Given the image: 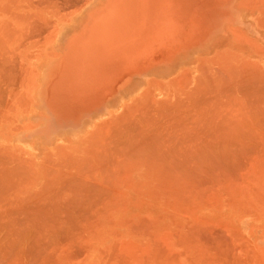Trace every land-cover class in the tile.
<instances>
[{
    "label": "rangeland",
    "instance_id": "374dc122",
    "mask_svg": "<svg viewBox=\"0 0 264 264\" xmlns=\"http://www.w3.org/2000/svg\"><path fill=\"white\" fill-rule=\"evenodd\" d=\"M29 1H30V3H29ZM42 1L43 0H39V1H37V0H18V9H17V16H18L17 17V19H18V29H17V31L18 32H17V34L20 35V36L17 35L18 36V40L19 41L24 40L26 42L29 40L28 42L33 41L35 43H38V45H35L32 48L33 49V57H32L33 58V63L30 64V66H28L29 64L27 65L25 62L20 61L21 59H23L25 57L26 47H18L17 48L18 49L17 50L18 59L20 61V62H17V63H18V65L20 67L17 64H15V63L14 64L19 67V68L17 67V70L20 69V72H21L22 71L21 69L24 68L23 71L25 72L24 74L23 73L20 74V72H19L20 76L21 77H24V78H20L21 81H20V79L16 80V81H19V84H18V87L17 88H19V89L28 88V87H30V88H40V87H43V86L44 87H50V88H70V87H72V88L90 89V90H84L82 92H84V93H93L94 91H91V90L93 88H96V87H104L106 89H112L113 92H115L117 90V88H131L129 84L132 83V87L134 85L139 84V86L141 88V91L137 92L135 94V96H133V99L131 100L130 105L128 107H126L123 110H120V112H118V114H116V116L114 117V120L109 123V127L107 126V127L103 128V130H101L91 140V143H92V145H91V147H92L91 148V153L92 154H90L89 157L86 158L87 160L84 159V160H80V161L79 160L78 161H75V160H73V158H68V154H67V155H65V158L62 159L61 161L51 160V162H50L51 163L50 164V167H51L50 169L51 170H54V171L52 172L50 170L51 176L49 174V179L51 181L49 180V186H52L51 184H53V186H70L71 183H73V182L75 183V181L77 179L79 181V178H81L86 183H87V181H88V183H90L89 182V175L90 174H88L86 172H89L92 169H93V171H96V173L95 174H91V176L94 175V180H91V181L95 182V179L97 178L96 181L98 183L97 182H95L94 184L91 183V185L92 186L93 185L96 186V184H97L98 186H100V184H102V183L104 184L102 178H104V176L106 175V174H104V172H105L104 170L105 169H102V168L100 169V167H102V164H104V162H105V164L103 165V167H105V166H108L109 167L110 163L113 162L115 164V163L119 162V160H121V159L123 160V158L125 157L124 159H126V160H124V162L122 160L119 162V163L122 162L121 165L123 164V168H121V170L123 169L122 171L120 170V168H118L119 172L121 171V173H122L121 174V173L118 172L119 174H121V178L119 177L120 175L117 173V175H119L117 179L120 178L121 180L120 179L119 180H117V179L115 180L116 173H114V171H113V169L116 168L120 164H118V163H117L118 165L115 164V165H117L116 167H115V165L113 163H112V165H110V166H113L114 167L113 169L111 167L109 168V170L112 169V173H114V177H113V175H112L113 178L111 177L113 179V181H112V183H113V190H114L113 193L116 192V194H118L119 193L118 191H120V193L118 194L117 199H115L117 195L115 196V194H114L115 201L113 200L114 202H113V207L112 208L110 207V208L107 209V202L108 201H107V199H104L103 200V205L104 206L102 205L101 206V209L99 208V211L101 212V210H102L104 212V214H101L99 211H95L94 208H92L93 209L92 210L89 207V203L90 202H91L90 203V206H92V204H94L92 202L93 201L92 199L91 200L89 199L90 202L87 200V202H84V203H82L80 205V206H84V204L86 203L85 204V207H82L81 208L78 205L81 208L80 211H79V208H78L77 205H75L76 207L74 206V208H75L74 210L75 211L73 210V207L72 206L75 204V201L73 202V199L71 200L70 197H68V198L67 197H64V198H62V201H61V198H60V200L57 199L58 197H56V198L53 197L54 201H53L52 197H50L51 199L49 200L50 207H51V208L49 207V211L51 212L52 209H54L55 211L52 210L53 213H50L49 214L51 216V218L49 217V215H48V217L46 216V218H49V219H47L49 221V223H48L49 226L48 227L49 228L51 227V228H50V232L47 230V233H45V234L53 235L52 232L55 231L54 232V235L55 234L57 235V232H58V229L57 228H59L60 225H61V227L64 226L66 229H68L67 226L69 227L70 226L69 224H75L74 222H76L75 225H77V223L80 225V223H79L80 220L81 219L82 220L84 219L83 220L84 222L81 221L82 222V224H81L82 225V227H81L82 229L80 228L81 231L84 232V230H85L86 232H90L92 235L98 234L99 235L98 236V239H94V238H92V239H89V238L88 239L87 238H75V239H73V238H71L72 241H74V240L77 241L76 243L74 242L77 245H75V247L73 246V248H72L71 245H68V243L69 244L72 243V241L69 240L70 238L68 240L67 239H63V238H61V239L60 238H57L58 240L60 239L59 240V244L57 246V247H60V249L58 248L59 249L58 252H56L58 250L56 248V245H57L58 241L56 240L55 237H49L50 238V242H49V240L47 241V242H49V247L48 248H47L48 243L45 242V240L49 239L48 237H47V239L45 238V240H42V238H41V241L39 243L42 246H44V245L46 246L45 253L47 252L49 254L50 252L53 253V251H49V250H51L52 244L56 240V245L53 244V248H56V250L55 249H53V250H54V252H56L55 258L57 260H55V262H57V264H82V263L83 264H87L91 259H97V262H98L97 264H118V263H121V264H138L140 262L139 261V258L142 261H143V258H145L146 259V262H148V261L149 262H153V260H156V259H157L156 260L157 262H160L162 259H164V260L165 259H168V256H166V255L159 256V254H158V256H157V255L154 254L155 251H158L161 248L168 247L169 243H168V240H164V239H161L159 237H155L154 238V235H153L154 230L152 228V225L150 226V224L154 223V226L158 227L157 228L158 231H161L162 230L161 223L166 221V218H161L160 219V215L162 213V208L164 210L166 209L164 214H165V217L168 218V216H169V210H170V204H171V194H172V193H170L171 192V188H173V192H176V190H174L176 187L175 186H170V184H168V182L170 183L171 180L172 181L175 180V178H176L175 174L177 173V171L179 170V168L178 167L177 168L175 167L176 168L175 169L176 170V173H175V171H172V172L171 171H169V172L164 171L165 173L163 174V170L162 169H165V168L161 167L160 162L158 164H156V165H159L160 166V167L157 166L158 169L155 168L154 165H151L152 167H149L148 166V167L145 168L143 166L144 165V162L142 163L143 164L142 165L143 167L140 166L142 161L141 160H140L141 162L139 161L138 156L141 155V158H143L142 154L144 153V151L143 152H141V151L138 152L137 151L139 154L135 151L137 153V155H136L137 158H135L134 156L131 158V155H135L136 153L135 154H133L134 152L133 153H130L131 155L129 157L128 156L129 153L127 154V152H132V151H130L131 148H133L132 141L135 140V139L136 140L138 139V137L140 136V134L138 133L139 131L141 132L143 130V132H145V130H144L145 127L144 126H148V124L146 125V123L148 121H150V120L153 119L149 123H151V122H154L155 123V120L156 119H157L156 120L157 122L162 119L160 122H162V123L167 122L168 119H169L168 116H170V117H171V115L174 116V114L176 113V111H177V117H178V119H176V114H175L174 118L173 117H171V118H173V120L176 119V121L179 122V123L182 122V121H184L181 124H186V125L188 124V126H186V125H183L182 126V130L184 128L183 134L184 133H187L189 131L188 132L189 133V136L187 135L190 138V139L188 138L189 141L187 140V143L189 142L188 145L190 144V142H192V141H190L191 138L194 140V138L196 137L193 134H195V131H197V130L194 129L195 130L194 131L193 128L197 125V124L195 125V123L196 122L198 123V121L202 119V116L205 117V115L207 114V116L205 118H203V120L206 119V118L208 119V117L210 119V115L211 116L212 115L215 116L214 113H216L217 112V109H218V114L220 116L222 114V116H221L222 119H221V117L218 114H216L217 117L215 116V118H214V119H216V121H217V119H220L222 122H223V119L226 121V119L228 118L227 117V113H228V116L234 118L233 115H236V113L233 112L234 110L232 111L231 109H227L224 106L226 103H227L226 106H228L229 103L230 104H233L232 102H234V104H233L234 106H237V108L235 110L238 111V108H240V110H239L240 112H238V113H241L242 114L243 111H241V110H243V107L241 108V103L239 105L238 102H240V101L242 102L245 99V97L242 96V98H244V99L239 100L240 99L239 97H241V95H242V94H240V96L238 95V100L237 99L234 100L235 98L233 100H231L232 99V94H231L230 95L231 96V99L230 100L229 99L227 100V97L226 96H228V94L227 95H222L221 93H223V92H221L220 90H222V88H224V91H225L226 87L228 89V85L231 84V82H229L230 81L229 79H231V77L229 78V77H225L223 75H225V74H226V76L233 75V72L232 71H229V70L226 71V69L228 67L235 66V62H237V61H233V60H237L238 58L242 59L244 62L248 61V62L255 63V64L256 63L257 64L260 63V60H259L257 54H253L251 52V50L244 45V42H245L244 40L245 39L241 38V37H243V35L241 37H238V36L241 34V32H243V33L246 34V37H248V39L253 40L255 43H257L261 47H264V33L260 32V30L258 29V28H260L261 30H263L262 28H264V27L261 28L260 25L258 26V28L255 27V26H257L256 25L257 21H260V19L262 17L261 14H259V12L260 11H264V5L262 4V1L259 2L258 0L257 1L259 2V4L256 3L257 2L256 0H255L256 2H253V0H88V1H90L89 3H88V1H85V0H81V1H79V0H75L74 1L73 0L71 2L69 0H67L68 2H66V0L65 1L64 0H61L60 1L59 0V2H60L61 5L60 4L59 5H56V7L57 6L58 7L55 8V10H54V6L55 5L53 7H51L52 6L51 3H53V1L55 3L56 0H52V1H50V0H47V1L44 0L43 3L46 2V4H47V6H46V4H44L45 6H43L44 8L47 7L45 9L44 8H41L42 7L41 5H43ZM63 1L66 2V3H68V4L70 3V5L66 4V6H65V4H64ZM33 2H34V6H33ZM59 2H57L55 4H58ZM61 2L63 3V5H62ZM38 3H39V5H38ZM40 3H42V4H40ZM72 3H74V4H72ZM249 3H253V4L250 5ZM254 3H255V6H253ZM248 4H249V6H248ZM77 5H78V7H77ZM38 6H39V8H38ZM49 6L51 8H48ZM59 6H62L63 7L62 8L63 10ZM75 6L77 8H75ZM27 11H28V14H27ZM59 11H61V12H59ZM48 12H50V13H48ZM29 13L30 14L33 13L35 15V16H33V14H31L32 15L31 18L33 20H38L39 21L40 18L47 19L46 21L49 20L48 22H50V23H48V28L49 29H48V33L47 34L51 33V35L53 34L52 36H55L56 29L58 30L59 28H62L63 29V32L61 31V34H59V38L61 37L65 41V46L64 47H53L52 45L50 46V44L55 43L54 39H51L52 38L51 35L49 36V37H51L50 38L51 40L50 39L49 40L48 39H44V41H43V38L45 37V34H46L47 31L45 33H44V31H41V34H44L43 37H41L42 39L39 38V36L37 38V36L35 35V34H38L37 33L38 31L37 32L35 31L36 33L34 32L35 34L34 33L32 34L33 36L35 35L33 38L31 37L32 40L30 38L28 39L27 37L29 36V33L31 32V30L29 31V29H30L29 28L30 23L32 24V22H35V21H32V19L28 16ZM58 13H60V14H58ZM72 13H74V14H72ZM19 14H20V16L23 15L21 17L23 19L20 18L21 20H19ZM25 16H27V18H30L31 21L29 22V20H24V18L26 19ZM38 16L40 18H38ZM33 17L34 18L37 17L38 19L37 18L34 19ZM42 19L39 21L40 24H42L41 22H44V21H42ZM27 21L29 22V25H27V23H26ZM55 21H56V23H55ZM36 23H37V21L35 22V25H36ZM38 24L39 23H37V25ZM43 24H46V23H43ZM50 26L53 27V30L54 31L51 30L52 27H50ZM24 27L29 28L27 30L25 29L27 31V33L25 32L26 35H27L26 37H24L25 34L23 36V33H22L23 32L22 29ZM39 27H38V29H40ZM42 27L47 28L45 25L44 26H41V28ZM31 29H32V27H31ZM234 29L237 30V31L239 30L240 31L239 33L240 34L239 33H235V30ZM41 30H43V29H41ZM52 31H53V33H52ZM54 32H55V34H54ZM21 33H22V35H21ZM234 33L237 34V38L238 39L236 38V36H234ZM39 35H40V33H39ZM22 37L27 38V39L25 40ZM45 38H47V36ZM55 40H57V39L55 38ZM38 41H40V42H38ZM42 41H43V43H42ZM40 46H42V47L40 48ZM1 50H2V54H4V52H3L4 48H1ZM58 50H60V51H58ZM40 51H42V52H40ZM46 55L47 56L48 55H51L50 57H48V59H51L49 62H46V61L43 62L42 61L45 58L47 59V56ZM207 60H210L212 62L209 63ZM19 63H21V64H19ZM14 64H12V66ZM2 65H4V67H6V68H8L10 66L9 63H5V64H2ZM261 65L264 66V63L261 64ZM21 66H24V67L21 68ZM13 67H15V66H13ZM195 67H196V71L194 69ZM42 68H43V72H44L43 76H44L45 82L42 84V86L36 87L37 86V83L39 81V74H38L39 72L38 71L40 69H42ZM217 68L219 69V71H221V73L217 72V70H218ZM192 69H194L195 73H193L191 76H189L188 79H187V77H184V72H187L188 70L190 71ZM212 70H213V72H212ZM27 71H28L29 74L27 73ZM47 71H49V74H50L49 78L46 77L47 74H48ZM97 72H102V74L105 73V75L107 77H105V78L89 77L90 75H96ZM16 73L12 74L13 75L12 77H15L17 79V76L19 78V74L17 76H15ZM0 74H7V72L6 71H4V72L2 71ZM24 75L26 76V79L27 80L25 79V76ZM98 75H101V74H98ZM12 77L11 78H8V81L10 79L11 80H14ZM177 77H179L180 79L177 78ZM209 77L212 78V79L210 78L211 81H212L211 83H210V81H208V80H210ZM223 77L226 78L224 80H226L228 83L223 80ZM4 78L3 77L0 78V79H2L1 81H5ZM30 78L32 79V81L30 80ZM23 79H24V82L23 83L25 85L22 84ZM28 79H29V81H28ZM174 79H176V80H174ZM178 79H179V81H178ZM27 81L29 83H27ZM172 81H174V82H172ZM223 81H224V84L221 85ZM10 82H12V81H10ZM1 83L2 82H0V84ZM226 83H227V85H225ZM8 84H7V80H6V84H1L2 86L1 85L0 86H1V88H3V85L4 86L7 85V86H5L6 87L5 89L16 87V86H14L15 83L13 85L12 83H9L8 82ZM11 84H12V87H11ZM158 84H160L162 86L163 85L165 86L164 91L163 90L160 91L161 93H159V91H156V88H157V85ZM210 84H212V85H210ZM32 86H34V87H32ZM199 89H201L203 91V92L202 91L201 92L204 93V94L200 95L201 92H200ZM197 90L200 92L199 94H197L198 93ZM205 92H207L209 95L211 94V96H209ZM211 92L213 93V95H212ZM215 92H218V94H220V95L216 94ZM223 94H225V92ZM205 95H208L209 97L208 96L206 97ZM217 95H218V97H217ZM115 96L116 95H114V97ZM221 96L222 97L224 96L225 98L223 97V99H222ZM197 97H198V99H195ZM216 97H217V101L220 102L221 104H223V106L221 104H219V103L217 104V101H216V104L217 105H220V109H219V106L214 107L216 104L214 102L215 100L212 101V98L213 99H216ZM193 98L195 100H199V98H200V100H201V101L199 100L198 103H197V101H196V103H194L195 104V107L193 106V102H195V100ZM201 98H204V100L206 99L207 102L211 100V102L214 103V104H211V102H210V105H209V103L207 104ZM199 102H202V103H199ZM205 103L208 106H206ZM235 103L237 105H235ZM186 104H187V106H189V108L186 106ZM198 104H200V105H198ZM202 104H204L203 106L206 109L203 106H201ZM161 105H163V106H161ZM179 105H180V107H179ZM212 105H214V106H212ZM151 106H152V108H151ZM191 106H192V109L190 111ZM163 107L166 108V110L163 109ZM174 107L176 109L178 107L179 109L175 110ZM208 107H210L211 109H209ZM229 107H231V105ZM169 108H171V109H169ZM245 108H246V106H244V109ZM138 109H139V113L142 112V114H144L145 116L144 115L141 116L142 114L141 113L140 114L138 113ZM151 109H153V110H151ZM167 109H168V111H167ZM223 109H225L226 111L223 110ZM204 110H205V112H204ZM207 110H208V112H206ZM212 110L214 112H212ZM228 110H231V111L230 112H227ZM248 110H250V109H248ZM248 110H246L247 113L250 112V111H253V112L255 111V110H250V111H248ZM159 111H163L164 113L161 112V113H163V115L168 114V115H166L168 117V119H167L166 116H164L165 118H162L163 116H161V119H160L159 116L161 114H160ZM166 111H167V113H166ZM219 111L221 112V114H220ZM146 112H148L147 113V116L149 115L148 117H146ZM180 112L184 116L185 119L183 118V116L181 114H178ZM231 112H232V114H230ZM253 112H250V114H252ZM10 113H11L10 111H7V114H6L7 115V120L9 119L8 116L10 115ZM225 113H226V116H225ZM256 113L258 114V112H255V114L253 113L254 115L252 114V116H255V119H253L254 117L252 118V120L250 119L252 121V124L253 123L254 124L256 123L255 125H252L253 127H251V124H250L251 121L248 120L246 117H245V119L248 120L247 121L248 124H246V123L244 124L243 123V122H246L245 119H244L245 121H243V122L240 121V122L242 124V128L244 126H247L248 125L247 128L245 127L246 130H249V128H248L249 126H250L251 129L253 128L252 130H250L252 132L249 131V133H248V131L247 132L245 131L247 133L246 135L249 134V136H250L253 133L255 127H256L257 128L256 131L259 130L260 131L259 134L261 135V133H262L263 134L262 137H264V131L262 130V129H264L263 128L264 124H263V126H261L262 129H260L259 126H256L257 125V120L259 122L261 121V119H259V118L256 119L257 118L256 117V115H257ZM3 114H4V112H3ZM127 114L129 115V119H128V115ZM136 115L138 116V118L140 116H141V118H144L145 117L144 118V121H147L146 123L144 122L145 125L143 127H141L142 129H140L139 125H137V126L136 125H132V124H137L138 121H139L138 118L136 119V117H137ZM194 115H196V116L193 117ZM223 115L225 117H227V118L225 119V117H223ZM187 116H188V118L186 119ZM239 116H240V114H239ZM239 116H237L238 119L241 118V117L239 118ZM241 116H244V115H241ZM252 116H249L248 115L247 117H250L251 118ZM189 117H190V119H192V117L194 119H192L190 121ZM230 117L228 118V120L232 119ZM141 118H139V119H141ZM126 119H128L127 120L128 122H126ZM133 119H135V120H133ZM163 119H164V122H163ZM195 119H198V120L195 121ZM141 120L143 121V119H141ZM169 120H171L170 122L175 123V121H173L172 119H169ZM178 120H180V121H178ZM210 120H213V119H210ZM240 120H243V118H241ZM121 121H122V124H121ZM123 122H125V123H123ZM227 122L230 123L232 121L231 120L230 121H226V123ZM240 122L237 123L235 121L234 124L233 123L232 124L233 125H237V126L239 125L237 129H241V128H239L240 125H241ZM261 122H263V121H261ZM129 123L131 124V126L128 125L129 128L131 127L130 129L127 126V124H129ZM139 123L142 124L143 122L139 121ZM199 123H200V121H199ZM243 124H244V126H243ZM189 125H191L192 127H190ZM233 125H232V127H235L236 128V126H233ZM118 126H120V127H118ZM136 127H137V130H139V131L136 130ZM205 127H199V128L197 127L196 129H198V131H199V129L202 130V128L205 129ZM110 128L116 129V131L110 130ZM174 128H172V129H174ZM235 128H233L234 131H239V132L242 131V130H235ZM104 129H108L107 130L108 133H105L106 131ZM132 129H133V133L131 132ZM149 129H150V131L154 129L155 130V133H157L155 128L152 129L151 126H150ZM149 129H148V127H146V130H148V132H147L148 135H149ZM164 129H167L165 131L167 133V136H171L172 135V129L170 130L168 127L167 128H164ZM176 129H179V128H176ZM245 129H243V131ZM157 130H159V128ZM160 130H161V128H160ZM179 130H180L179 132H181V134H182L181 129H179ZM190 130L192 131L191 133H190ZM111 131H113L114 133L111 132ZM125 131L126 132L128 131L127 135H126ZM129 131H130V133H129ZM135 131H137V133H134ZM115 132L117 134L120 133L119 134L120 136H118ZM143 132H141V134ZM175 132H173V133H175ZM161 133H164V130L163 129H162V132ZM176 133H178V131ZM236 133H238V132H236ZM105 134H108V135L106 136ZM110 134H111L112 137L113 136H116V135L117 136L115 138L114 137L113 138H110ZM128 134H130L131 136H128ZM132 134L133 135L136 134V137L137 138L134 137ZM137 134H139V136ZM147 134L143 133V135H145V136ZM153 134H154V132H153ZM159 134H157V136H159ZM168 134H170V135H168ZM181 134H180V136H181ZM253 134L250 136L251 137L250 140H252L253 137L255 138V136L257 135L256 132H254ZM104 135L106 137H108V138L105 139L106 137ZM161 135L164 136L165 134H160V136ZM184 135H186V134H184ZM258 135L256 137L259 138ZM97 136H99V137H97ZM127 136H128V138H127ZM157 136L156 137L155 136H152V137H155V139H157V138H159ZM147 137L152 138L151 135L150 136H147ZM173 137H176V136L173 135ZM181 137H179L180 140H181ZM184 137H182V138H184ZM102 138H104V140ZM125 138H126V142L129 143L131 141L129 143L130 149H129L128 146H126L128 143L126 144ZM163 138H166V137H163ZM241 138H242V136H241ZM246 138L247 137H243V139H245V140H243V142H247V140H248V142L246 144L247 145L249 144L248 146H251V148L253 147L252 145H254V147H256V148L253 147L254 148V149L252 148L253 151L259 149V150H257V152L256 151L255 152H252L251 151V153H253V154L256 153L255 155L258 156L259 158L255 157V155H253V154H250L249 153L250 150L248 149L249 150V152H248L249 156L250 155H253V157H251L253 159V161H252V159H251V161H249V163L247 161L248 167H247V164H246V167H244L243 169L242 168H239L240 167L239 166L238 169L239 170L242 169V171H240V173H238L239 171L238 172H235L234 171L235 172L234 174L235 175L237 174L240 177L239 181L242 180L241 177L243 175H245V177H242L243 179H245L247 175H252V177H250V178L248 177L249 180H248V178H247V180H245V181H247L248 184L245 183V181H242V182L241 181L240 182L238 181L237 182V181H233V180L230 181V183H229L228 180L230 178H232V176H233L234 179L236 177H238L237 175L235 176L233 174V172H232L230 174V175H232L231 177L229 175H227V177L228 176L230 177V178L228 177L229 179H227V182L229 183V185L232 182H236L237 184L240 183L239 186L236 183H235L236 185L232 184V185H234L233 188L236 186L234 188V190L236 188H238V190H236V192L235 191L233 192V190L231 191V190L228 189L229 188V186H227L228 183L226 185H224L227 188V189L224 188V190H222V189L219 190L220 189L219 188L220 186L218 187V186H216V184H214L215 185L214 186V188H215L214 191H216V192H214L212 190V188H213L212 186H213V182H214L213 180H212L213 182H212V186H211L212 188H210V187L208 188L206 186H204V187L201 186V188H203V190H201V193L199 192L200 186H197V187L196 186H193L197 190V191H195L196 192V195H195V192H194L195 188H193L192 186H183V188H184L183 191H184V195H185V196L184 195L183 196L186 198V194L189 193L188 196L190 195L189 196L190 202L192 203V201H193V203H194V204L193 203L192 204L190 203L188 205L187 210H185V216L187 215L188 218L194 220V218L197 217V211H198L199 207L202 204H207V202L211 204L214 201V202H216V204L212 203L213 205L220 206L222 204V206H220V207L217 208V207H215L213 205H212L213 207L210 205L211 207H209V210L211 211V213L214 214V215H218L220 217H223V216H226V217H225V221L221 220V221H217V222L216 221H212V222H214L215 224H218L219 227H223L224 231L229 232V231H233V226H232L231 222L229 221L230 220L229 219V213L231 211H233V208H236V210H237V207H238V209L241 210V211H244V209H245V211H247L249 209L250 211L252 210V213L255 214V215H264V185L262 183V180H263L262 179V176L264 175V155H262V153L264 154V152H262V153L260 152V150L264 148L263 147L264 145L262 146L260 144V143H262V144L264 143V142H261V141H264V139L263 138H259V139H261V141L259 140L260 141V143H259L258 140H257L258 138L256 140L254 139V141L252 140V142L249 140V138H247V139ZM113 139L114 140L116 139L115 142H118V143L116 144ZM129 139H130V141H129ZM140 139L142 140V138H140ZM143 139H146V138L143 137ZM106 140H111V141H108L109 142L108 143ZM117 140H119V141L121 140L123 143H121V142H119ZM138 140L136 141V143L134 141L133 144H137ZM195 141H196V139H195ZM255 141H256V143L258 142V144H259L258 145V148H257V144H255ZM96 142H98V143H96ZM104 142H105V144L102 145V143H104ZM112 142H114L116 144V146H114L115 144L113 143L114 144L113 145ZM142 142H143V140H142ZM145 142H147V144H151V143H148L147 140H145L144 143ZM150 142H151V140H150ZM139 143H141L140 140H139ZM179 143H181V142H179ZM184 143H185V141H184ZM187 143L184 144V146H186ZM214 143L215 144H218L217 142H214ZM251 143H253V144L251 145ZM97 144L99 146H97ZM110 144H112V146L114 147V149H116L118 147L117 150L110 149V146H111ZM119 144H120V147H122V145H123L122 148H124V146H126L124 148L125 150L128 147L127 152L125 151V153L127 154V156H125V153L123 154L124 157H123L122 154H121L122 156L119 154L120 151H121L120 150L121 148H119V146H118ZM147 144H145V145H147ZM183 144L181 146L182 148H183ZM193 144H190L189 146H191V145L193 146ZM219 144L221 146H223L221 143H219ZM219 144H218V147H221ZM230 144H233L234 145V143H230ZM108 145H110V146H108ZM137 145H140V144H137ZM179 145H181V144H179ZM211 145H213L214 147H217L213 143ZM235 145H237V144H235ZM135 146L136 145H134V147ZM194 146H195V144H194ZM201 146L202 145H200V147ZM243 146H246V145L243 144ZM259 146H261L263 148H261ZM107 147L110 149V151L111 150L112 151L113 150L115 151V153L114 152L112 153V155L115 156V157H113V160L111 159L112 162H109L110 159H108V160L105 159L104 160V158H97V156H96V154H98V153L101 152V149H102V152H105V149L104 148H107ZM113 147H111V148H113ZM141 147L142 146L140 145V148ZM136 148H138V147H136ZM118 149H119V151H118ZM178 149H180V148H177V150ZM186 150H188V149H186ZM194 150L197 151L196 148ZM123 151L124 150H122L121 152L123 153ZM179 152H180V150H179ZM182 152H180V153H182ZM213 152H211L212 155L213 154H216V152H214V153ZM184 153H186V155H187V152L186 151H184ZM195 153H197V155H198V152H195ZM116 154H117V156H116ZM190 154H191V151H190ZM118 155H119V157H118ZM144 155H145V153H144ZM245 155L247 156V154H245ZM181 156H182V154H181ZM211 156H210V158H211ZM261 156H262V161L259 160L261 158ZM117 157H118V159H116ZM127 158L131 160V163L132 164L129 162V160ZM144 158H143L144 160L147 159L146 157H144ZM189 158H190V155H189ZM212 158H213V156H212ZM246 158H248V160H250V157L247 156V157H245V159ZM255 158H256V161L257 162H255V160H254ZM97 160L99 161L98 164H97ZM148 160H150V159H148ZM206 160L204 161V163L205 162L207 163L208 160L207 161ZM239 160H240V162L242 161L241 158L238 159V161ZM106 161H108L109 163H107ZM126 161L128 162V164H126L127 163ZM191 161H189V162H191ZM195 161H197L198 163H200L198 161V157H197V159ZM195 161L194 162L192 161L193 164L194 163H197ZM243 161H244V159H243ZM100 162H102V163L100 164ZM150 162H153L152 159L150 160ZM167 162H169V160ZM244 162H246V161H244ZM251 162H253L254 164L251 163ZM79 163H80L81 167H83V168H81V170H84L83 171L84 173L81 171L82 172V175L79 174V172H80V169H79L80 166H79V168H78L79 171L76 172V175H73L72 173H74L76 170H78L77 169V166L79 165ZM84 163H86V164H84ZM256 163L260 164V165H258L259 168H255V166L258 167L256 165ZM261 163H262V165H261ZM53 164L54 165L55 164L56 165L57 164H61L62 166H60V170H59V165L58 166L55 165L56 166L55 167ZM124 164H125V166L128 165L127 167H129V168H127V167L124 168ZM121 165H120V167H122ZM195 165H197V164H195ZM249 165H251V167L253 165L254 166L251 168ZM190 166L192 167L193 165H190ZM243 166H245V164H243ZM68 167H69V169H68ZM85 167L87 169L88 168H90V169L88 171H86L87 169ZM247 168L250 171L252 170L253 173L252 172H249V170H247ZM143 169H146V171L148 173V177L146 179V184L137 186L136 183H134L135 182L134 181V177L136 176V173H138L140 170H143ZM209 169H211V172H212V170H214V168H209ZM187 170L189 171V169H187ZM195 170H199L200 172H202V169H200V168H197ZM218 170L221 173V175H222L223 172L225 173V171H228V169H227V170H225V171L222 172L221 170H224L222 168H218ZM218 170L216 171V174L219 173ZM106 171L108 172V170H106ZM259 171H261L262 173H259ZM101 172H103L104 175ZM110 172H108L107 176L108 175L111 176V173ZM206 172H207V170H206ZM209 172H210V170H209ZM213 172L215 173V170ZM241 172H242L243 175L241 174ZM246 172L249 173V174H246ZM255 172L257 174L259 173L260 175L261 174L262 175L261 176L260 175H257ZM170 173H172V174L175 173V174L171 175ZM183 173H184V171H183ZM228 173H230V171ZM52 174H54V175H52ZM78 174L81 175V177L77 176ZM177 174H179V173H177ZM185 174H186V172H185ZM187 174H188V172H187ZM219 174L217 176H220ZM226 174L227 173H225L223 175H226ZM84 175L86 176L85 178L82 177ZM139 175H137V178H142L143 175L142 174L140 176ZM157 175L158 176L160 175V176L158 177ZM188 175H190V174H188ZM9 176H11L12 178H10V177L8 178L6 175L5 176L2 175L1 178H2V180H4V181H2L4 183V186H13V185L14 186L15 185L17 186L18 184H20L22 182V180H20L21 182H18L17 183V181H19L17 179V177H18L17 175H14V177H13L10 174ZM67 176H69V177H67ZM70 176H72L73 179H75L76 177L77 178L75 179V181H73V179L71 180V177ZM110 176H108V177H106V179L105 178L104 179L107 180V178H108V180H109V177ZM171 176H174L175 178L174 177H171ZM194 176L199 177L198 176V173H197V175L194 174ZM213 176L214 175H210L209 178H211V179L213 178L215 181L218 182L219 177L216 176V178H218L216 180L214 178L215 176L214 177ZM4 177L5 178L7 177V178L4 179ZM58 177H59V179H58ZM62 177H64V178H62ZM65 177L68 178V180L66 182H65V180L67 178L65 179ZM170 177H171V180H170ZM206 177L207 176H205V178ZM220 177H222V176H220ZM253 177H254V179H253ZM60 178H62V179L60 180ZM91 178H93V176ZM194 178H196V177H194ZM225 178H226V176H225ZM225 178H224V176H223V178H220V180H222V181L224 180L223 182L221 181L222 184H225V182H226ZM7 179H8V181L5 183V180H7ZM12 179H14V180H12ZM20 179H22V178H20ZM82 180H80L79 183H81ZM114 180H115V182L118 181V183L116 184L114 182ZM191 180H194V179L192 178ZM205 180L206 179H204L202 181H205ZM9 181H10V183H9ZM11 181L12 182L15 181V182L12 183ZM23 181L25 183L23 182L22 184H20V186H28L26 184V180L23 179ZM60 181H63V183L65 182V184L63 185V183H62L61 185H59L60 184L59 183ZM78 181H76L75 186H77ZM107 181H105V182H107ZM248 181L253 186H250V184H249ZM260 181H261V183L259 184ZM67 182L69 184H67ZM193 182H195V181H193ZM207 182H208V185L211 184L210 183L211 181L209 182V180H207ZM207 182L205 184H207ZM11 183H12V185H11ZM86 183H84V186H86ZM109 183H111V182H109ZM241 183L242 184L245 183V184L242 185ZM8 184H10V185H8ZM105 184L107 186V183H105ZM202 184H203V182H202ZM219 185H221V184H219ZM101 186H103V185H101ZM103 187H105V186H103ZM177 187L180 190V187L181 186L180 187L177 186ZM205 187L207 188V190L210 189L208 193L211 192L210 194H208V193L206 194L207 196L211 195V196L208 197L209 199H207V200H205V198H207V197H205L206 196L205 195L206 191H204V189L206 190ZM252 187H253V189H252ZM190 188H191V190H189ZM120 189H123L124 191L123 190H120ZM192 189H194V190L192 191ZM225 189H226V192H225ZM141 190L142 191L144 190V191L142 192ZM240 190L242 192H240ZM185 191H187V193ZM191 191L194 192V193H191ZM203 191L205 193H203ZM223 191H224V193H223ZM229 191L231 192L230 195H229ZM139 192L141 193V195H139ZM197 192L200 193V195H199L200 197H198V194L199 193L197 194ZM239 192L242 193L243 195L240 194ZM165 193H167L168 195L165 194ZM51 194H52V192H51ZM175 194L176 193H174V195ZM226 194H228L229 196H231V194H233L231 196L232 198L229 197V196H227ZM201 195H203V196L205 195L204 196L205 198L204 197H201ZM216 195L219 197V200L218 201H216L218 199V197ZM201 198H203L204 200H202ZM215 198H217V199L215 200ZM220 198H221V200H220ZM68 199H70L71 202H69V203L66 202ZM121 199H123V200H121ZM174 199H175V196H174ZM232 199H234L235 201L234 200H233L234 202L231 201ZM240 199L242 201H240ZM55 200L56 201L58 200V201L56 202ZM130 200H132L133 202L141 200L142 202L144 201V204H150V205H152V207H155L157 209L158 213H156V215H154V218L150 217L151 220H154L155 219V221H150V219L146 215L145 211H142V210L140 211L139 209H135V208H132V207H129L128 208V204H129V201ZM154 200H160V205H161L162 208L159 207V205L157 204L158 202H154ZM187 200H188V197H187ZM249 200L250 201L252 200L253 202H252V206L248 208V206L250 205ZM50 201L51 202H54V204L53 203L51 204ZM219 201H220V205L218 204ZM225 201H227V202H225ZM230 201L234 205L232 203H230ZM12 202L13 203L15 202V203L13 205H10V206L0 207V213H2V211L5 210L3 212V214H2L4 216L5 215L4 213H6V215H9V213L12 215L16 211L15 214L17 216V213L19 214V210H20V212H23L22 209L25 207L24 208L25 209L24 213H21V214H24V216H25L26 215L25 214L26 209H28V206H26L27 202H25L23 199H17L16 201H12ZM72 202L74 204H72ZM76 202L78 203V201H76ZM237 202H238V204H237ZM24 203H26V204L24 205ZM60 203L61 204H64L63 206L66 205L65 206L66 209ZM100 203L102 204L101 201H100ZM40 204H41V202H40ZM70 204L72 205L71 206L72 209L68 206ZM229 204H231L232 206H229ZM16 205H17V207H15ZM21 205H23V206L21 207ZM57 205L59 206V208H58ZM191 205H192V209L189 208V207H191ZM245 205H248V206L246 207ZM110 206H111V201H110ZM226 206H228V207H226ZM233 206H235V207H233ZM240 206H241V209H240ZM67 207H68V209L70 208L71 210H67ZM5 208H7L9 210H7ZM14 208L15 209L17 208V209L15 210ZM18 208H19V210H18ZM63 208H64V210H63ZM89 208H90V210H88ZM56 209H57V211H56ZM83 209H85V211H82ZM114 209H118V210H121V211L126 209L125 211H123V213H122L123 215L121 214L118 217V221H119L118 223H120V225L122 223L124 224V222L127 221V220H125V216L129 213V211H131V209L137 211V213L133 217H136L137 215H141V217L143 219L145 218L144 219L145 221H147V220L149 221V222H147V224H146L145 221H144L145 224H143L144 222L142 224H140L143 221V219H140L141 222H137V223L131 222L130 223V226H128V229L127 228H124V230L128 233L127 230H131V227L137 228L138 227L137 225H139V227H138L139 229L141 227H145V225H148V227L150 226L151 228H147V226H146L145 228H147V229L143 228L141 230H139L137 228L139 231L134 230L133 228L131 230L135 234L140 233V234H143V235L145 234L146 236L147 235L148 236L152 235V236H150V238L147 236V240H145V243H146L145 246L147 247L148 252H150V254H146L145 256H143V258H142V256L139 257V255H138L139 254L138 253L139 251L137 252V242L138 241L136 239L131 240L132 241L131 242V241H128L127 239H125L124 237L123 238H118L115 235H114L115 239H114V244H113L114 247L112 249H110L108 252L106 251V249H105L106 240H107V238L105 237L106 236V233L105 232L104 233L102 232V234H101V229L100 228L104 225V228L105 229L103 231H106V225L107 224H105V222H106L107 218H111V216H112V210H114ZM222 209H223V212L221 213ZM58 210L61 212L60 214H59ZM66 210L69 211V213L67 212L66 213L67 216L66 215L64 216ZM88 211L89 212L91 211V213H88ZM80 212L81 213L83 212V213L82 214H78L79 217H76L78 221H76V218L73 220V217L77 215L76 213H80ZM70 213H72V214H70ZM73 213L75 215H73ZM21 214H19L18 217ZM52 214H53V217H52ZM68 214H70L71 216L73 215L72 216V220L74 222L71 220L72 223L69 221V223L67 222L68 224H66V219L69 216ZM89 214H93L94 215L93 216V220H91L92 223H90V221L88 220V223L91 226H89L87 224V221H86ZM80 215L81 216L84 215V217L80 218L81 217ZM24 216L21 215V217H24ZM63 216L66 217V218L63 219ZM85 216H87V217H85ZM156 216L159 219H157ZM58 217H61V218H58ZM91 217H92V215H91ZM50 219H51V221H50ZM58 219H60L61 221L63 220L65 222L62 221L63 222L62 223ZM88 219H92V218L89 217ZM195 219L196 220H194V221L197 224H200L199 220H197V218H195ZM68 220H70L69 217H68L67 221ZM96 220H97V222H96ZM129 220H131V218ZM158 220H159V222H158ZM58 221L61 222L59 224V226H57ZM85 221H86V223H85ZM93 221L96 224L95 223L93 224ZM53 224H55V225H53ZM132 224L133 225L135 224L136 226L134 227V226H132ZM74 226H72V227H74ZM72 227H70V228H72ZM75 227H78V229L77 228L76 229L79 230V227L80 226L77 225ZM110 228L113 229V224L108 225V229H110ZM122 228L123 227L121 226V228L118 227V228L114 229L113 231H115V232L117 231V233H120L119 231ZM55 229L57 230V232H56ZM54 238H55V240H54ZM28 239L33 240L32 238H26V239L25 238L23 239V237L22 238H19V240H17L15 242L16 246H14L15 249H16V251L13 248H11V249L9 248L8 251H7V249H5L4 251H7V252H3V254L1 256H3L5 253L7 254L8 252H11L13 255H11L10 253H8V255H7L8 257H9V254L11 255L10 258H8V257H6V254H5L4 257H6L5 258L6 260L7 259L8 260L6 261V260L3 259L4 257H2L1 259H3L4 263L2 261L1 262L3 264H17V260H18V262H19L18 264H29L31 262L30 261V258H31L30 256L31 255H28L29 254L28 252H27L28 254L27 253H24V252H25V250H26V248L28 246H29V249H27L26 251H28V250L31 251V249L33 250V246H35V245L33 243H31L32 241L27 242ZM39 239L40 238H37V239L34 238V241L33 242L35 243V241H38ZM62 239L65 240V241L67 240L69 242L66 241L64 243ZM0 241H2V242H0L1 243L0 244L1 246L0 247L3 246L2 249H4L5 244H7L8 242H11L9 239H7L6 241H8V242L7 243H4V245H2V243L3 242H6V241L2 240V238L0 239ZM22 242H23L24 245H21ZM41 242H44L45 244H42ZM60 242L61 243L63 242L64 244L63 243L61 244ZM74 243H72V245H74ZM81 243H82V246H81ZM17 244H20L21 246L19 245V247H21V248H19V247L16 248L18 246ZM26 244H28V246ZM84 245L87 248H85ZM89 246H90L91 250L90 251H86ZM236 246L239 248V252H240V254L238 255V257L245 264H250V262H252L251 261L252 258L253 259H256V256H253L254 253H251L252 252V246L250 244H248V246H247V244L244 243L243 241L237 240L236 241ZM246 246H247L248 249H246ZM77 247H80L81 250L86 251V253L84 255H81V256H80V254L77 253V256H76L74 253L77 252V250L75 249ZM17 249L18 250L21 249L20 252H23V253L20 254V252ZM74 249H75V251H73ZM10 250H12L14 252H12ZM64 250H65V252H64ZM0 251H1V249H0ZM43 251H44V248H43ZM249 251H250V253H249ZM15 252L16 253L18 252L17 255L14 254ZM14 255L17 256V257H14ZM25 255H28V256L26 257ZM20 257H23V258H21V260H19ZM44 257H45V255H44ZM15 258H16V260H14ZM46 258H48V257H46ZM46 258H44V259H46ZM50 258L52 259V257H50ZM53 258H54V255H53ZM83 258H84V260H83ZM109 258H110V260H109ZM123 258L126 259V260H128V261L124 260ZM51 259H50V262H51L50 264H53L52 263L53 260L51 261ZM258 259H259V262H262L263 261V263H264V256H263L262 260H260L259 257H258ZM123 260H124V262H123ZM107 261H109V262L107 263ZM1 262H0V264H1ZM48 262H49V259H48ZM48 262H46V263H48ZM241 263L239 262L238 264H241ZM244 263H242V264H244Z\"/></svg>",
    "mask_w": 264,
    "mask_h": 264
},
{
    "label": "crops",
    "instance_id": "0c3cea01",
    "mask_svg": "<svg viewBox=\"0 0 264 264\" xmlns=\"http://www.w3.org/2000/svg\"><path fill=\"white\" fill-rule=\"evenodd\" d=\"M12 1L0 0V14H1L0 15V28H2V29H0L1 30L0 36L2 37V39L0 37V55H1L0 60H3V59L6 60V58H5V55H6V57L8 59V60H6L7 61L6 63H9L10 62L9 61V55L12 52H14V54L16 56V60H18V56L16 55L17 54V50H16L17 47H26L25 57L23 59H21L20 61L25 62L27 65L29 64L28 66H30V64L33 63V58H32L33 49L32 48L35 45H38V43H35L33 41L25 42L23 40H21V41L17 40L18 38H17L16 32L18 29V20H17L18 0L17 1L14 0L13 3H10ZM6 11H8V14ZM11 13H13V14H11ZM6 29L7 30L10 29V30L7 31ZM61 30L63 32L62 28H61ZM10 32H11V34H10ZM2 33H4L5 35L7 34L6 36H8L9 39L5 35L3 36ZM2 40L4 42H2ZM22 42H23V44H22ZM24 44H25V46H24ZM51 45L53 47H64L65 41L61 37L60 38L58 37L57 40H55V43L50 44V46ZM6 46H8V47H6ZM1 47L5 49V50H3V52L5 51L4 54H2V52H1L2 51ZM9 50L11 53L10 54L6 53V52H9ZM58 51H60V50H58ZM12 54L10 55V57H11V59L12 58L14 59L15 56H12ZM28 55L29 56L32 55V56L28 57ZM50 56L51 55H48L47 59L45 58L42 61L43 62L44 61L49 62L51 59H48V57H50ZM1 57H3V58L1 59ZM5 60H3V62ZM13 61L17 63L19 60L18 61L13 60ZM1 62H0V66L2 67ZM1 67H0V69H1ZM11 68H14V67H11ZM194 69L196 71V67ZM194 69L187 71V73H189V76H191L193 73H195ZM14 70H15V68H14ZM12 71H13V69H12ZM1 72L2 71L0 70V73ZM38 72H39L38 73L39 74V81H38L36 87L42 86V84L45 82V79L43 76V74H44L43 68L40 69ZM47 73L48 74L46 77L49 78V76H50L49 71H47ZM98 74H101V75H98ZM184 75L186 76V72ZM0 76L2 77L5 75L0 74ZM89 77L105 78L107 76L105 75V73L102 74V72H97L96 75H90ZM129 85L131 88H117V90L115 92H113L112 89H106L104 87H96V88H93L91 90V91H94L93 93L82 92L84 90H90V89L72 88V87H70V88H50V87H44L43 86L40 88H30V87L22 88L21 90L17 87H16L17 90L15 89V87L7 88V90L3 89L5 91V93L7 91L8 92H7V97H4V98L0 97L1 105L4 104V107H5V105L7 106L5 108L3 106L2 107L0 106V110L2 109V111H0V113H1L0 114V148L1 147L13 148L14 150H12L13 151L12 153H15L16 155L12 154V153H10L9 156L4 155L3 158H5L6 163H8L9 157L11 159L10 161L13 163H8V166H7V164L5 165L3 163H2V165H4V167L6 166L9 169V172H10V170L12 171V169L15 167V165H17L18 168L15 167V169H13V170H17L16 172L19 173L23 167L19 168L18 164H20V165L22 164L25 168L27 167L26 169H22V170H25V173L23 171V174L26 175L28 173L27 177L28 176H30V177H28V181H26L28 186H12V188H11V186H9L8 188L6 186H4L5 188L9 189V190L5 189V191L6 190L9 191L10 193H8V194H10V196L5 191H3L4 190L3 187H0V188H3V190L0 189V192L3 191V192H5L4 194H7V196H5L2 193V196H1V193H0V207H3L4 205H5L4 207L13 205L12 201H16L17 199H23V200L27 201V203H29V204H27L29 209H27L28 211L26 210V213L30 212V214L27 213L25 215V217L26 216L28 217V214H29V218H27V217L23 218L22 217L23 220H21V221H19L20 220L19 219L18 223L16 222L17 219H15L18 217L14 216V215L11 216V214L4 215L3 216L4 218H8L6 220H8V221L10 220L9 222L14 221L13 220V216H14V219L16 220L15 222L18 224V226L20 224V226L23 227L24 231H23V229L21 231L23 232L24 235L22 233L20 234V232H21L20 230L16 231V228L17 229L21 228L20 226L19 227L16 226V228L14 230L13 228L15 227V225L13 228H11L12 226L10 225L11 227H9V230H10V228L13 229L14 233H12V230H10L11 234H8L9 233L8 232L7 233L8 235L5 234L3 236V234H1V233H4V232L6 233L5 229H7V227H8L6 225L7 223L6 224L3 223L7 227L5 226L6 228H3L4 227V225H3L1 228V225H0V228H1L0 236H2V238H5V236L7 238H9V235H10V238H12V236H11L12 234L14 236L16 235L17 237L20 234L21 236L23 235L22 237L27 238L28 236L26 234H28V233H29L28 235L30 238H33L34 235H35L34 238H36V236H40L39 232H41V230L43 232V233L41 232L43 238L45 236H46L45 238L51 237V236H53V237L56 236V235H51V236L49 235L48 236L47 234H45L47 232V230H49V227L47 228V226H48L47 223H49V221L47 222V219H45L46 220L45 222H47L45 224L43 217H46L49 214L48 213V211H49L48 208L50 206V204L48 203L49 196L55 197V195H56V197H58V198L72 197L71 199L74 200V199L78 198V194H79V193H77L78 190H80V192H82V191L89 192V190H88L89 188L87 187L88 188L87 190H86V188H84L85 190H83L82 187L79 188L77 186L76 192H75V190H72V189H74V187H72V186H71L72 189L70 186H64V187L63 186L62 187L52 186L50 188L49 182H48L49 176H47V173H50V168H48V167H50V165H48V164H50L51 160L61 161L62 159L65 158V155H67V154H68V158H73V160H75V161L84 160L87 157H89V155L91 153L90 149L92 148L91 147V145H92L91 140L101 130H103L105 124H106L105 125V127H106L109 124V122H112L114 120V117L116 116V114H118V112H120V110H123L126 107H128L130 105L131 100L133 99V96H135V94L137 92L141 91L139 84L134 85L133 87H132V83ZM161 86L162 85L158 84L157 88H156V91H159V93H161L160 92L161 90L164 91V89H165L164 85L162 87ZM14 89L16 91H14ZM1 90H2V88H1ZM2 91H0V96H1V93H2V95L4 93V91L3 92ZM23 93H25V94H23ZM21 94L24 95V96L22 95V97H25V98L27 97L26 99H28V100H26V102H28V103H23V102H22L23 104L20 103L22 100L23 101L25 100L24 98H22V100L20 102L17 101V99L20 98ZM114 95H116V96L114 97ZM6 102L9 103V105L11 104L12 106H15V107H12L15 109H12L10 106L9 107H10V109H12V111L10 109H8L9 107L7 104H5ZM16 102H18V103H16ZM7 111L11 112L9 115L10 118L8 120H7V115H6ZM3 112H4V114H3ZM2 115H4V116H2ZM5 116H6V118H3ZM172 124H174V123H172ZM132 125H135V124H132ZM15 126H19V128H20V126L21 127L31 126V127H30V129H26L24 132L22 131V133H19V135L13 140L12 136L14 135V132H16V130H13L12 127L14 128ZM85 143H86V145L81 146L82 144H85ZM72 144H73V146H75L74 148L82 147V149H80L79 151L78 150L73 151V149H71ZM24 146L26 147L27 150L24 149ZM29 146L31 147L30 150H28V148H27ZM64 148L65 149L70 148V150L69 149L65 150ZM102 153H103V155L100 156V154H102ZM106 153H107V155H106ZM111 153H110V155H108L109 154L108 151H106L105 153L100 152V153L96 154V156H97V158H99V156H100V158L101 157L103 158L105 156L104 158L108 160L109 157H111L109 159H112ZM12 156L14 159H16L15 162L12 159ZM106 156H108V157H106ZM0 157H1V159H3L2 155H0ZM1 162H4V159ZM1 162H0V164H1ZM24 162H25V164H23ZM0 167H1V165H0ZM4 167H1L0 171L5 170L7 172L8 169H6V167L5 168ZM47 170H48V172H47ZM14 172L15 171L12 172L13 175L16 174V173L14 174ZM2 174H3V172H0V175H2ZM19 174H21V172ZM107 174H108V172H107ZM139 174L140 175L142 174L143 177L137 178V175H139ZM24 175L21 174L20 176L22 177V179L26 178V180H27V177H24ZM182 175L183 174H181V175L176 174V176L179 180H181L183 178ZM20 176H18V177H20ZM180 176H182V178ZM147 177H148V173H147L146 169H143V170H140L138 173H136V176L134 177V181H135L137 186L144 185V184H146L144 182H146ZM188 177L189 176H187V177L184 176V179H182L183 181L181 180L182 182H184V180H185V182L183 183L184 184L183 186H190V185L191 186H197L198 185V184L196 185V183L191 182V181H190L191 184L189 185L188 181L190 180V178H188ZM0 179L2 180L1 177H0ZM186 179H189V180L186 181ZM1 180H0V184H1ZM175 180H177V179L175 178ZM181 181H180V183H179V181L178 182L172 181V184H174V185H172L170 182V186H175V184H176L175 190L176 191L178 190L177 191L178 194L176 193L177 195H174V192L171 191V193H172L171 194V203L173 202L172 203L173 205L170 204V210H169L168 218L165 217V214H164L165 210L161 207L160 200H158V203H157L162 208V213L160 216H161V218H166V221L161 223L162 230L156 231V232L154 231L153 235H154V238L159 237L161 239L168 240L169 245H168V247H165V248H162L161 250L159 249L158 251H155L154 254L157 255L160 253V255H163V254L167 253L168 255L167 254H165V255L168 256V259H165V260L162 259L160 262H157L156 260H153V262H149V261L146 262V259L143 258V256H145L146 254H150V252H148L147 247L145 246V244H146L145 240H147L148 235L146 236L145 234L143 235L140 233L135 234L131 230H127L128 231V233H127L123 228L119 231L120 233H122L123 237L125 239H127L128 241H131L134 239H136L138 241L137 242V252L139 251L138 252L139 257L142 256V258H143V261L139 258L140 262L138 264H229L226 262L229 259H231V261H228V262H230V264L231 263L233 264L234 261H236V262H234V264H237V260H238V263L242 262V261L238 257L240 252H238L239 248L236 246V242H235L236 239L243 241L244 243L250 244L252 246V250H254L253 253L256 254L255 255L256 259L252 258V262H250V264H264L263 261L259 262V259H258V257H259L260 260H262V258L264 256V215H255L252 213V210L250 211L249 209H248L249 211L248 210L247 211H241L239 209H237V210L235 209L229 213V219H230L229 221L231 222V224L233 226V231H229V232L224 231V235H226L225 236L226 238H224L223 232L220 230L219 233L221 235H223L222 236L223 240L220 239L221 236L219 235L220 237L219 236H217V237H219L220 240L215 236L217 238L216 239L217 241H216L214 234H212L213 239H211L206 228H204L205 227L204 224H206V222L208 220L209 221H216V222L221 221V220L225 221L226 216L220 217L218 215L212 214L211 211L209 210L210 205H207V204H209L208 202H207V204H202L197 211V217H195V218H197L199 220L200 224H197L193 219L188 218L187 215L185 216L184 215L185 210H187L189 203H188L187 199H184L183 197L181 198L179 196L180 193H179V188L177 187V185L183 187L181 185L182 184ZM107 182L109 183V181H107ZM108 183H107V185H108ZM192 183H194L195 185L194 184L192 185ZM112 185H113V183H112ZM112 185H110V186L112 187ZM206 185H208V183ZM110 186H108V188L106 189L107 192H108V190H110V191L113 190V189L109 188ZM198 186L204 187V184H201ZM14 187H16V188L18 187V189L16 190V188H14ZM53 187L54 188L56 187L55 189H57L58 192ZM67 187H68V190H67ZM90 187H92V186H90ZM13 188L16 190V191H14V193L12 192ZM49 188L52 190V192H54L52 194V196L50 194L51 191ZM59 188H60V191H59ZM93 188H94V186L91 189L92 191H93ZM81 189H82V191H81ZM171 190H173V188H171ZM61 191L62 192L64 191L63 196H62ZM182 191H183V189H182ZM109 192L107 193V196L109 197L110 200L107 198L106 199H107V201H109V202H107L109 207L112 208L113 207V201L111 203V206H110V201H111V199H113V193H112L113 191L110 192V193H112L111 195ZM11 193H13V194L11 195ZM71 193L73 194V196H74V194L77 193V195H75L77 198H74L75 196L73 197ZM91 193L92 192L86 193V196H89V197L93 196L94 194L91 195ZM60 194H61V197H60ZM88 194H90V195H88ZM108 194L111 196V198ZM3 195H4V202L5 203L3 202ZM79 195L81 196V193ZM84 195H85V193H84ZM84 195H82V196L84 197ZM181 195L183 196V194H181ZM80 196H79L78 201L80 200ZM86 196L84 197L85 199H86ZM174 196H175V199H174ZM6 197H8V200L6 199ZM15 198H17V199L15 200ZM28 198H29L30 202L27 200ZM30 198H37V199L36 200L33 199V202H32V200ZM88 199L89 198H87L86 200H88ZM92 200H93V198H92ZM80 201H83L82 197H81ZM240 201H242V200L240 199ZM2 202H3V205H1ZM10 202H12V203H10ZM40 202H42V203L39 204ZM184 202H185V204H184ZM252 202H253L252 200L249 201L250 205L249 206L245 205V206L246 207L248 206V208L251 207ZM30 204H32L33 206ZM46 204L48 205L47 207H45ZM29 205H30V207H29ZM108 205H107V207H108ZM32 207L33 208L35 207V208L33 209ZM30 208H31V210H34L35 212L33 211L31 213V211H29ZM37 210H38V212H37ZM34 213L35 214L37 213L36 215L39 217H37L36 215H33ZM136 213H137V211L131 209V211H129V213L125 216V220H129ZM32 215L34 216L33 218L31 217ZM41 215H44V216H41ZM40 216L42 217L43 220L40 219L41 218ZM0 217H1V215H0ZM1 218H0V220H1ZM4 218H2V219L4 220ZM19 218H21V217H19ZM111 218H112L111 220H113V214H112ZM28 219H29V221L27 222V224L30 223V219L31 220L34 219V220H32L33 222L31 221L34 225H32V223H30L31 225H28L29 228L27 227L26 224H24V223H26V221ZM109 219L110 218H107V220H106L107 225H106V231H105L106 238H107L105 249L107 252L113 248L114 239H115L113 231H111V228L108 229ZM6 220L0 221V224H1V222H6ZM37 220H39V221L37 222ZM41 220L44 223H42ZM34 221H35V223H34ZM69 221H71V220H69ZM20 222H22V223H20ZM38 224H40V225H38ZM202 224L204 226H201ZM24 225H26V226H24ZM37 225H38V227H37ZM194 226H195V228H196V226H198L197 229L193 228ZM200 226L202 229L200 228ZM26 227L28 229H26ZM31 227H32V229H31ZM34 227H36V228H34ZM39 227H41V230ZM69 227H68V229H69ZM75 228L76 227L72 228V230H71L72 232H74L73 233L74 235L72 234V232L69 233L68 229L66 230V228H65V230H66V232H65L64 228H61L63 230L60 229L59 231L62 234H60V233L57 234V237L60 238V235L62 237L65 233L66 235H64V239H67L68 238L67 232L69 233V235L73 236V238H76L75 236L78 233L79 234L82 233V236L78 234L77 238H83L84 237L87 239L88 238L89 239H92V238L97 239L99 236L98 234L92 235L90 232H86V231H84V232L83 231L81 232V230L75 231L74 230ZM203 229L207 232V234L204 233L205 231L202 232ZM33 230L35 231V233H32V232H34ZM194 231H195V234H194ZM197 231H199V235L201 232V233H203V234H201L202 236L203 235L204 236L206 235V236L205 237H201V235L197 236L198 235ZM217 231H216V233L219 234ZM15 232H17L18 234ZM234 232H235V234H234ZM216 233H215V235H216ZM192 234H193V237L196 239L199 237L198 240H194V238L192 237ZM21 236H19V237H21ZM65 236H66V238H65ZM148 237L150 238V236H148ZM234 237H236V238H234ZM203 238H205L206 241H207V238H208V241L210 239H211V241L215 240L214 242L210 241V243L207 241L208 244H210L212 246V249L215 248L214 251L210 248L211 246L208 245L207 242ZM227 238H229V241ZM192 239H193V241H192ZM200 239L205 243H203ZM221 240H222V242L224 241L225 243L224 242H223L224 244L221 243ZM194 241L195 242L198 241L199 243L197 242V244H196ZM192 242H194L195 245H193ZM201 242H202V244L200 245ZM217 242H219L220 244L219 243L217 244ZM191 243H192V245H191ZM204 245H206V247ZM232 245H234V246L231 247ZM227 246L231 249H229V248L227 249ZM223 247H225V249ZM209 248L211 251L209 250ZM203 249H205V251H203ZM223 250H225V251L222 252ZM206 251H208V252H206ZM232 251H233V253H232ZM79 252H76V253H79ZM81 252H83V253H81V255H84L86 253V251H81ZM161 252H162V254H161ZM219 254L221 255L220 257H219ZM226 254L230 255V256H227ZM204 255H206L207 257ZM229 257H231V258H229ZM234 257H236V259ZM219 258H220L221 262H220ZM216 259H218V261ZM144 261H145V263H144ZM214 261H215V263H214Z\"/></svg>",
    "mask_w": 264,
    "mask_h": 264
},
{
    "label": "bare ground",
    "instance_id": "6f19581e",
    "mask_svg": "<svg viewBox=\"0 0 264 264\" xmlns=\"http://www.w3.org/2000/svg\"><path fill=\"white\" fill-rule=\"evenodd\" d=\"M10 1H12V0H10ZM13 1H14V0H13ZM13 1L10 2V3H13ZM16 1H17V0H16ZM37 1H39V0H37ZM43 1H44V0H43ZM43 1H42V3H43ZM46 1H47V0H46ZM50 1H52V0H50ZM50 1H49V2H50ZM60 1H61V0H60ZM64 1H65V0H64ZM64 1H63V2H64ZM69 1L71 2V1H73V0H69ZM74 1H75V0H74ZM79 1H81V0H79ZM85 1H88V0H85ZM256 1H257V0H256ZM256 1L253 0V2H256ZM258 1H259V2L262 1V4L264 5V0H258ZM258 1H257L256 3L259 4ZM49 2H48V3H49ZM57 2H59V0H56L55 3H57ZM66 2H68V1L66 0ZM66 2H64L65 6H66V4H68V3H66ZM89 2H90V1H88V3H89ZM16 3H17V2H16ZM27 3H28V2H27ZM29 3H30V1H29ZM42 3H40V4H42ZM53 3H54V1H53ZM53 3H51L52 6H51V5H50V6L53 7V6L55 5V6H54V10H55V8L58 7V6L56 7V5H59L60 2H59L58 4H55V3L53 4ZM61 3H62V2H61ZM78 3H79V2H78ZM78 3H77V4H78ZM80 3H81V2H80ZM84 3H85V2H84ZM7 4H8V3H7ZM7 4H6V5H7ZM35 4H36V3H35ZM44 4H46V2H44L43 5H41V6H42L41 8H44V7H43V6H45ZM72 4H74V3H72ZM75 4H76V3H75ZM85 4H86V3H85ZM249 4L251 5V4H253V3H249ZM249 4H248V6H249ZM13 5H14V4H13ZM28 5H29V4H28ZM31 5H32V4H31ZM38 5H39V3H38ZM60 5H61V4H60ZM62 5H63V3H62ZM68 5H70V3H69ZM68 5H67V6H68ZM256 5H257V4H256ZM4 6H5V5H4ZM29 6H30V5H29ZM33 6H34V2H33ZM46 6H47V4H46ZM50 6H49L48 8H51ZM65 6H64V7H65ZM72 6H73V5H72ZM253 6H255V3H254ZM24 7H25V6H24ZM27 7H28V6H27ZM36 7H37V6H36ZM59 7H60L61 9L63 8L62 6H59ZM77 7H78V5H77ZM77 7L75 6V8H77ZM8 8H9V7H8ZM10 8H11V7H10ZM32 8H33V7H32ZM38 8H39V6H38ZM45 8H47V7H45ZM45 8H44V9H45ZM75 8H74V9H75ZM64 9H65V8H64ZM71 9H72V8H71ZM7 10H8V9H7ZM54 10H53V11H54ZM59 10H60V9H59ZM62 10H63V9H62ZM66 10H67V9H66ZM2 11H3V10H2ZM25 11H26V10H25ZM37 11H38V10H37ZM51 11H52V10H51ZM69 11H70V10H69ZM75 11H76V10H75ZM3 12H4V11H3ZM6 12H7V14H8V11H6ZM59 12H61V11H59ZM66 12H67V11H66ZM48 13H50V12H48ZM11 14H13V13H11ZM27 14H28V11H27ZM27 14H26V15H27ZM31 14H33V13H31ZM31 14L29 13V15H28L30 18H31V16H32ZM42 14H43V13H42ZM58 14H60V13H58ZM72 14H74V13H72ZM259 14H261L262 17H261L260 21H257V23H256L257 26H255L256 28H258L259 25H260L261 28L264 27V11H260ZM0 15H1V14H0ZM24 15H25V14H24ZM22 16H23V15H22ZM22 16H20V14H19V20L23 19V18H21ZM33 16H35V15L33 14ZM46 16H47V15H46ZM17 17H18V16H17ZM25 17H26V19L24 18V20H29V22H30L31 19H32V18H31V19H30V18H27V16H25ZM48 17H49V16H48ZM48 17H47V18H48ZM13 18H14V17H13ZM20 18H21V19H20ZM33 18H34V17H33ZM36 18H37V17H36ZM36 18H34V19H36ZM38 18H40V17L38 16ZM38 18H37V19H38ZM41 19H42V18H40L39 21H40ZM17 20H18V19H17ZM46 20H47V19H42V21H44V22H41L42 24H40V22H39L38 20H33V19H32V21H35V22L37 21V23H39L40 25H39V24L37 25V23H36V25H37V26H36V25H35V22H32V24L30 23V26H29L30 29L24 27V28H23L24 30H25V29H26V30L29 29V31L31 30V32L29 33V36H28L27 38H28V39H29V38L31 39V37L33 38L35 35L37 36V38H38V36H39V38H41V37H43V35H44V34H41V31H44V33L47 31V32H46V34H47V33H48V29H49V28H48V23H50V22H48L49 20H48V21H46ZM45 21H46V22H45ZM52 21H53V20H52ZM52 21H51V22H52ZM29 22H28V21L26 22L27 25H29ZM8 23H9V22H8ZM33 23H34V24H33ZM43 23H46V24H43ZM52 23H53V22H52ZM55 23H56V21H55ZM9 24H10V23H9ZM31 25H32V26H31ZM44 25H45L47 28H45V27H42V28H41V26H44ZM39 26H40V27H39ZM9 27H10V26H9ZM31 27H32V29H31ZM38 27H39L40 29H38ZM50 27H52V26H50ZM0 29H2V28H0ZM23 29H22V31H23V32H22V33H23V36H24V34H25L24 37H26V36H27V35H26L27 31H26V30L24 31ZM35 29H36V30H35ZM37 29H38V30H37ZM41 29H43V30H41ZM231 29H232V28H231ZM258 29L260 30V32L264 33V28H262L263 30H261L260 28H258ZM6 30H7V29H6ZM8 30H10V29H8ZM8 30H7V31H8ZM15 30H16V29H15ZM33 30H34V31H33ZM39 30H40V31H39ZM51 30H53V27L51 28ZM234 30H235V29H234ZM259 30H258V31H259ZM0 31H1V30H0ZM32 31H33V32H32ZM35 31H36V32L38 31V32H37L38 34H35V33H36ZM53 31H54V30H53ZM53 31H52V33H53ZM61 31H62L61 28H59L58 30L56 29V34H55V32H54L55 36H52L53 34L51 35V33H49V34H47V35L45 34V37L47 36V38L44 37V38H43V41H44V39H48V40H49V39L51 38V37H49L50 35L52 36L51 39H54V41H55V38L57 39V38L59 37V34H61ZM2 32H3V31H2ZM15 32H16V31H15ZM17 32H18V31H17ZM17 32H16V33H17ZM25 32H26V33H25ZM34 32H35V33H34ZM239 32H240L239 30H238V31L235 30V33H239ZM22 33H21V35H22ZM33 33L35 34L34 36L32 35ZM39 33H40V35H39ZM235 33H234V36H236V38H237V34H235ZM2 34H3V36L5 35L4 33H2ZM2 34H1V35H2ZM10 34H11V32H10ZM30 34H31V35H30ZM239 34H240V33H239ZM6 35H7V34H6ZM6 35H5V36H6ZM8 35H9V34H8ZM17 35H18V34H17ZM242 35H243V37H241ZM9 36H10V35H9ZM12 36H13V35H12ZM18 36H20V35H18ZM18 36H17V38H18ZM0 37H1V36H0ZM6 37L8 38V36H6ZM13 37H14V36H13ZM24 37H22V38L26 40L27 38H24ZM48 37H49V38H48ZM238 37H241V38L245 39V40H244V41H245V42H244V45H245L247 48H249L253 54H257V56H258V58H259V60H260V63H259V64H257V63L255 64V63H251V62H248V61L244 62V61H243L242 59H240V58H238L237 60H233V61H237V62H235V66H233V67H228V68L226 69V71H228V70H229V71H232V72H233V75H228V76H226V74H225V75L222 74V75L225 76V77H229V78L231 77V79H229V80H230L229 82H231V84L228 85V89H227V87H226L225 91H224V88L221 87L222 90H220V91L223 92V93L225 92V94H223V93H221V92H220V93H221L222 95H227V94H228V96H229L230 98H229L228 96H226V97H227V100H228V99H229V100L231 99V96H230L231 94H232V99H231V100H233L234 98H235L234 100H236V99L238 100V95L240 96V94H242L241 97H239V98H240L239 100L244 99V98H242V96H244L245 99H244L242 102H241V101L238 102L239 105H240V103H241V108L243 107V110H241V111H243L242 114H241V113H238V112H240V111H239L240 108H238V111L235 110V109L237 108V106H234V105H233L234 102H232L233 104H230V103H229L228 106H226L227 103L224 105L227 109H231L232 111L234 110L233 112L236 113V115H233L234 118L228 116V113H227V117H228V118L230 117V118L233 119V120L230 119L232 122H230V123L227 122V123H226V121H230V120H228L227 117H225V116H226V113H225V116L223 115V117H225V119L227 118L226 121H225L224 119H223V122H222L220 119H217V121H216V119H214V118H215V116L217 117L216 114H218V109H217V112L214 113L215 116H214V115L211 116V115L209 114V115H210V119H213L214 121H213V120H210L209 117H208V119L206 118V119L203 120V118H205V117L207 116V114H206V115L204 114L205 117L202 116V119L199 120L200 123H199V121H198L199 124H198L197 122H196V123L194 122L195 125H196V124H197V125L193 128V130L195 129V130H197V131L194 130V131H195V134H193V133H192V134L195 135L196 137L194 138V140L191 138L190 141H192V142L195 144V146H194V144H193L192 142H190V144H193V146L197 149V151H196V150H194L195 148H194L192 145H191V146H189L190 144L188 145L189 142L187 143V140L189 141V139H190V138L188 137V136H189V133H188L189 131L187 130L188 132H187V133H184V134H186V135L183 134V130H184V128H183V130H182V126H183V125H186V124H181V123L184 122V121H182V122H180V123H179V122L177 123V121H176V119H178V117H177V111H176V113H175V114H176V119H175V120H173L175 114H174V116L171 115V117H173V118H171L170 116H168L169 119H172L173 121H175L174 124H172V122H170L171 120H169L168 117L166 116V115H168V114L163 115V113H164L163 111H159L160 114H161V115L159 116L160 119H161V116H163L162 118H165L164 116H166L167 119H168V121H169L170 123H169L168 121H167V122H164V119H163V122H164V123L160 122L162 119L159 120L158 122L156 121L157 119H156V120L154 119V120H155V123H154V122L149 123V122L152 121L153 119H152V118H151L152 120L149 119L150 121H148V122H147V121H144V118H145V117H144V118H141V116H143L144 114H142V112H140L142 115H141L139 118L143 119V121H142L141 119H139L137 115H136L137 117H136V116H135V117H136V119L138 118V120L141 121V122H143V123H142V124H141V123L139 124V121H138V123L135 124V125H136V126L139 125L140 129H142L141 127H143V126L145 125V123L147 122L146 125L148 124V126H144V127H145V128H144L145 132H143V130H142L141 132L147 134L148 130H146V127H148V129H149V127L151 126L152 129H153V128L156 129V132H157V133H155V130H154V129L151 130V131H150V129H149V135L147 134V135L145 136V135H143V133L141 134V132H140L139 130H137V127H136V130L139 131L138 133L140 134L141 137L139 136V134H137V135H138L140 138H142V140H143V142H142V140L138 137V139L141 141V143H139V140L137 139V140H138L137 144H140L142 147L140 148V145L133 144V142L136 140V139L134 138L135 140L132 139V140H133V141H132V146H133V148H131V150H130V151H132V152H127L128 147H129V149H130L129 143H130L131 141H130V139H129L130 142L128 143V142H126V138H125V142H126V144L128 143L127 145H126V144H125V145L128 146V147H127L126 150H125L124 148H125L126 146H124V148H122L123 145H122V147H120V144H119L118 146H119V148H121L120 150H121V151L124 150V151H123V153H122L121 151H120V153H119V152H118V153H119L120 155H121V154L123 155V154L125 153V151H126L127 154L129 153L128 156L130 157V155H131L130 153H133V152H134L133 154H135L137 151H138V152H139V151H141V152L144 151L145 155H144V153H143L142 156H143V158L146 157L147 159L144 160L145 158L143 159V158H141V155H139L140 157L138 156V159H139V161H140V160L142 161V162L140 161V162H141V165H140V166H142V165H143L142 163L144 162V165H143V166H144L145 168L148 167V166H149V167H152L151 165H154V167L157 168V166H158V167H160V166H159V165H156V164H158V163L160 162L161 167L165 168V169H162V170H163V174L165 173L164 171H166V172H169V171H171V172H172V171H175V173H176V170H175V169L178 167V168H179V170H178L179 172L177 171V173H179L180 175L183 174V175H182L183 178H182V176H180L182 179H184V176H185V177L189 176L188 178H190V181H191V182L195 181L194 183H196V185H197V184H198V185H201L202 182H203L204 186H206V187H207L208 185H206L205 183L207 182V180H209V182L211 181V182H210L211 184L208 186V188H209V187H210V188L213 187V188H212L213 191L215 190V188H214L215 185H214V184H216V186H218V187L220 186V187H219V188H220L219 190H221V189L224 190V188H226L224 185H226L228 182L230 183V181H232V180L238 182L239 179H240V177L236 174L239 178L236 177V178L234 179L233 176L230 175V174H231L232 172H233V174H234L235 172H238V171H239L238 173H240V171H242V169H243L244 167H246V164H247V167H248V163H249V161H251V159H252L251 157H253V155L256 154V153H255V154L251 153V151H252V152H255V151L257 152V150H259V149H257V150H254V151H253V149L256 148V147H254V145H252L254 142L251 143V145L254 147V148L252 147V148H253V149H252L251 146H248L249 144H248V145L246 144V143L248 142V140H247V142H243V140H245V139H243V137H247V138H249V140H250V139H251L250 136H251L254 132H256V134L258 135L260 131L257 130V131H258V132H257V131H256L257 128L255 127L253 133H252V134L250 133V134H251L250 136H249V134L246 135V134H247L246 132L248 131V133H249V131L252 130L253 128L251 129L250 126H249V127H248L249 130H246L245 127L247 128L248 125H247V126H244V124H245V123L248 124L247 121L250 120V119L252 120L253 117H254L253 119H255V116H252V114H253V113L255 114V112H258V114L256 113V114H257V115H256V117H257L256 119L259 118V119H261V121H263V122H261V121L259 122V121L257 120V125H256V126H259L260 129H262L261 126H263V124H264V66L261 65V64L264 63V47H261L260 45H258L257 43H255L253 40L248 39V37H246V34L243 33V32H241V34H240ZM11 38H12V37H11ZM15 38H16V37H15ZM17 38H16V39H17ZM35 38H36V37H35ZM1 39H2V37H1ZM8 39H9V38H8ZM41 39H42V38H41ZM51 39H50V40H51ZM237 39H238V38H237ZM17 40H18V39H17ZM31 40H32V39H31ZM39 40H40V39H39ZM6 41H7V40H6ZM10 41H11V40H10ZM23 41H24V40H23ZM28 41H29V40H28ZM40 41H41V40H40ZM40 41H38V42H40ZM43 41H42V43H43ZM54 41H53V42H54ZM2 42H4V41L2 40ZM25 42H26V41H25ZM241 42H242V41H241ZM8 43H9V42H8ZM2 44H3V43H2ZM18 44H19V43H18ZM20 44H21V43H20ZM22 44H23V42H22ZM24 46H25V44H24ZM262 46H263V45H262ZM4 47H5V46H4ZM6 47H8V46H6ZM41 47H42V46H40V48H41ZM1 48H2V47H1ZM17 48H18V47H17ZM4 50H5V49H4ZM16 50H18V49H16ZM36 50H37V49H36ZM1 52H2V51H1ZM40 52H42V51H40ZM4 53H5V51H4ZM6 53L10 54L11 52H10V50H9V52H6ZM12 53H13V54H12ZM12 53H11L12 56H15L14 52H12ZM11 54H10V55H11ZM39 54H40V53H39ZM43 54H44V53H43ZM10 55H9V61H10V62H9V65H10L9 67H10V68L7 66L8 68L6 69V67L4 68V65H2V67L0 66V67H1V69H0L1 71H3V72H4V71H7V74H1V75H5V76H2L3 78L5 77V78H4L5 81H1L2 79H0V82H2L1 84H6V80H7V84H8V82H9V83H12L13 85H14V83H15L14 86L18 87L19 81H16V80H18V79H20V78H24V77H21V76H20V74H22V73L24 74V73H25V72L23 71V70H24V68H23L24 66H21V68H23V69H21V70H22L21 72H20V69L17 70L16 68H17L19 65H18V63L14 62L13 60L18 61L19 59L16 60V56L14 57V59H13V58L11 59ZM16 55L18 56V54H16ZM222 55H223V54H222ZM0 56H1V55H0ZM30 56H32V55H30ZM30 56L28 55V57H30ZM32 57H33V56H32ZM231 57H232V56H231ZM235 57H236V56H235ZM235 57H234V58H235ZM237 57H238V56H237ZM2 58H3V57H1V59H2ZM5 58H6V60H8L7 57H6V55H5ZM10 59H11V60H10ZM3 60H5V59H3ZM3 60H0V62H1V61L3 62ZM6 60H5L3 63L1 62V64H5V63L7 62ZM241 60H242L243 62H242ZM12 61H13V62H12ZM11 62H12V63H11ZM18 62H20V61H18ZM208 62L211 63L212 61L208 60ZM14 63H16L18 66L15 65ZM12 64H14L13 66H16V67H14L15 70H14V68H11ZM19 64H21V63H19ZM13 66H12V67H13ZM19 67H20V66H19ZM19 67H18V68H19ZM204 67H205V66H204ZM12 69H13V71H12ZM204 69H205V68H204ZM214 69H215V68H214ZM217 69H218V68H217ZM217 69H216V70H217ZM27 70H28V69H27ZM10 71H11V72H10ZM14 71H15V72H14ZM17 71H18V72H17ZM9 72H10L11 74H10ZM13 72H14V73L17 72V73L15 74V76H17V75L19 74V72H20V74H19V78H18V76H17V79H16L15 77H12L14 80H11V79H10V80L8 81V78H11V76H13V75H12V74H14ZM212 72H213V70H212ZM217 72L221 73V71H219V69L217 70ZM8 73H9V74H8ZM27 73H28V71H27ZM225 73H226V72H225ZM28 74H29V73H28ZM33 74H34V73H33ZM184 74H185V72H184ZM187 74H188V75H187ZM34 75H35V74H34ZM181 75H182V74H181ZM211 75H212V74H211ZM24 76H25V75H24ZM29 76H30V75H29ZM184 76H185V75H184ZM206 76H207V75H206ZM208 76H209V75H208ZM2 77L0 76V78H2ZM180 77H181V76H180ZM185 77H187V79H188V77H189V73L186 72V76H185ZM225 77H223V80L226 79ZM6 78H7V79H6ZM31 78H32V77H31ZM31 78H30V80L32 81ZM177 78H179V77H177ZM210 78H211V77H209V79H210ZM25 79H26V76H25ZM179 79H180V78H179ZM179 79H178V81H179ZM211 79H212V78H211ZM211 79L208 80V81H210V83L212 82ZM233 79H234V80H233ZM26 80H27V79H26ZM26 80H25V81H26ZM174 80H176V79H174ZM231 80H232V81H231ZM10 81H12V82H10ZM13 81H14V82H13ZM20 81H21V79H20ZM28 81H29V79H28ZM28 81H27V83H29ZM224 81L227 82L226 80H224ZM224 81L222 82L221 85L224 84ZM23 82H24V79H23V81H22V84H24ZM154 82H155V81H154ZM172 82H174V81H172ZM183 82H184V81H183ZM188 82H189V81H188ZM227 83H228V82H227ZM227 83H226L225 85H227ZM1 84H0V85H1ZM12 84H11V87H12ZM20 84H21V83H20ZM22 84H21V85H22ZM31 84H32V83H31ZM180 84H181V83H180ZM180 84H179V85H180ZM8 85H9V84H8ZM24 85H25V84H24ZM24 85H23V86H24ZM210 85H212V84H210ZM1 86H2V85H1ZM1 86H0V91H2L3 89H5V88H6L5 86H7V85H5V86L3 85L2 90H1ZM8 87H9V86H8ZM16 87H15V89L17 90ZM32 87H34V86H32ZM161 87H162V86H161ZM224 87H225V86H224ZM211 88H212V87H211ZM15 89H14V91H16ZM5 90H7V89H5ZM20 90H21V89H20ZM199 90H200V92L202 91L201 89H199ZM211 90H212V89H211ZM214 90H215V89H214ZM3 91H4V90H3ZM3 91H2V92H3ZM18 91H19V90H18ZM204 91H205V90H204ZM208 91H209V90H208ZM208 91H207V92H208ZM7 92H8V91H7ZM7 92L5 93V91H4L3 95H2V93H1V96H0V97H3V98H4V97H7ZM197 92H198L197 94L200 93L198 90H197ZM202 92H203V91H202ZM202 92L200 93V95L204 94V93H202ZM207 92H205V93L208 94ZM209 93H210V92H209ZM211 93H212V92H211ZM215 93L218 94V92H215ZM23 94H25V93H23ZM23 94H21V96H20L21 99L18 98L17 101L20 102V101L22 100V98H24V99H25V100H24L25 102L22 100L20 103H21V104H23V103H28V102H26V100H28V99H26L27 97H26V98H25V97H22ZM208 95H209V94H208ZM208 95H205V96L207 97ZM212 95H213V93H212ZM218 95H220V94H218ZM218 95H217V97H218ZM23 96H24V95H23ZM196 96H197V95H196ZM209 96H211V94H210ZM209 96H208V97H209ZM234 96H235V97H234ZM18 97H19V96H18ZM206 97H205V98H206ZM217 97H216V99H213V98H212V101L215 100V101H214L215 104H216V101H217ZM221 97H222V96H221ZM223 97H224V96H223ZM223 97H222V99H223ZM236 97H237V98H236ZM224 98H225V97H224ZM19 99H20V100H19ZM193 99H194V98H193ZM195 99H198V97L195 98ZM195 99H194V100H195ZM201 99H203L204 102H206L207 104L209 103V105H210V102H211L210 99H209L210 101H208V102L206 101V99L204 100V98H201ZM219 99H220V98H219ZM8 100H9V99H8ZM199 100H200V98H199ZM199 100H195V102H193V106H194V107H195V104H194V103H196V101H197V103H198ZM200 101H201V100H200ZM203 101H202V102H203ZM22 102H23V103H22ZM202 102H199V103H202ZM204 102H203V103H204ZM226 102H227V101H226ZM16 103H18V102H16ZM206 103H205V105H206ZM218 103L221 104L220 102L217 101V104H218ZM5 104H7L8 107L10 106L11 108H12V107H15V106H12L11 104L9 105V103H7V102H6ZM184 104H185V103H184ZM211 104H214V103L211 102ZM217 104H216L215 106H214V105H212V106H214V107L219 106V109H220V105H217ZM24 105H25V104H24ZM196 105H197V104H196ZM198 105H200V104H198ZM203 105H204V104H202L201 106H203ZM221 105L223 106V104H221ZM230 105H231V107H229ZM235 105H237V104L235 103ZM242 105H243V106H242ZM0 106H1V107H2V106L4 107V104L1 105V103H0ZM161 106H163V105H161ZM186 106H187V104H186ZM206 106H208V105H206ZM212 106H211V107H212ZM222 106H221V107H222ZM244 106H246L245 109H244ZM5 107H7V106L5 105ZM5 107H4V108H5ZM10 107H9L8 109H10ZM22 107H23V106H22ZM166 107H167V106H166ZM179 107H180V105H179ZM187 107L189 108V106H187ZM203 107H204V106H203ZM151 108H152V106H151ZM171 108H172V107H171ZM171 108H169V109H171ZM174 108H175V107H174ZM204 108H205V107H204ZM208 108L211 109L210 107H208ZM223 108H224V107H223ZM226 108H225V109H226ZM233 108H234V109H233ZM12 109H15V108H12ZM12 109H10V110L12 111ZM140 109H141V108H140ZM159 109H160V108H159ZM163 109L166 110V108H164V107H163ZM177 109H179V108L177 107ZM177 109L175 108V110H177ZM191 109H192V106H191V108H190V111H191ZM205 109H206V108H205ZM215 109H216V108H215ZM225 109H223V110H225ZM248 109H250V110H255V111L253 112V111H250V110H248ZM141 110H142V109H141ZM141 110H140V111H141ZM151 110H153V109H151ZM172 110H173V109H172ZM223 110H222V111H223ZM231 110H228L227 112H230ZM244 110H245V111H244ZM246 110H248V111H250V112H253V113L250 114V112H248V113H249V114H248V113L246 112ZM0 111H2V109H1ZM13 111H14V110H13ZM146 111H147V110H146ZM167 111H168V109H167ZM167 111H166V113H167ZM179 111H180V110H179ZM209 111H210V110H209ZM225 111H226V110H225ZM143 112H144V111H143ZM161 112H163V113H161ZM182 112H183V111H182ZM192 112H193V111H192ZM195 112H196V111H195ZM200 112H201V111H200ZM204 112H205V110H204ZM204 112H203V113H204ZM206 112H208V110H207ZM212 112H214V111L212 110ZM212 112H211V113H212ZM219 112H220V111H219ZM245 112H246L247 114H246ZM138 113H139V109H138ZM140 113H139V114H140ZM147 113H148V112H146V117L149 116V115L147 116ZM149 113H150V112H149ZM203 113H202V114H203ZM235 113H234V114H235ZM237 113H238V114H237ZM244 113H245L246 115H245ZM0 114H1V113H0ZM158 114H159V113H158ZM178 114H181V112L178 113ZM212 114H213V113H212ZM220 114H221V112H220ZM230 114H232V112H231ZM230 114H229V115H230ZM239 114H240V116H239ZM254 114H253V115H254ZM127 115H128V114H127ZM181 115H182V114H181ZM218 115H219V114H218ZM241 115H244V116H241ZM248 115H249V116H252V117H251V118H250V117H247ZM2 116H4V115H2ZM144 116H145V115H144ZM178 116H179V115H178ZM182 116H183V115H182ZM185 116H186V115H185ZM188 116H189V115H188ZM188 116L186 117V119L188 118ZM191 116H192V115H191ZM195 116H196V115H194L193 117H195ZM219 116H220V115H219ZM221 116H222V114H221ZM221 116H220V117H221ZM231 116H232V115H231ZM235 116H236V117H235ZM237 116H239V118H240V117L243 118V120H240L241 118L238 119ZM180 117H181V116H180ZM193 117H192V119H194ZM211 117H212V118H211ZM220 117H219V118H220ZM245 117H246L248 120L245 119ZM3 118H6V116L3 117ZM8 118H10V116H8ZM153 118H154V117H153ZM183 118H184V116H183ZM196 118H197V117H196ZM235 118H236L238 121H237ZM118 119H119V118H118ZM128 119H129V115H128ZM128 119H126V122H128V121H127ZM158 119H159V118H158ZM184 119H185V118H184ZM189 119H190V117H189ZM192 119H190V121H191ZM221 119H222V117H221ZM234 119H235V120H234ZM244 119L246 120V122H243V121H245ZM119 120H120V119H119ZM121 120H122V119H121ZM130 120H131V119H130ZM133 120H135V119H133ZM145 120H146V119H145ZM147 120H148V119H147ZM165 120H166V119H165ZM196 120H198V119H195V121H196ZM251 120H250V121H251ZM178 121H180V120H178ZM203 121H204V122H203ZM218 121H219V122H218ZM235 121H236L237 123L240 122V121L243 122V123H244V124H243L244 127L242 128V124H241V122H240L241 125H240L239 128H241V129H237L239 125H238V126H237V125H233ZM254 121H255V120H254ZM136 122H137V121H136ZM144 122H145V123H144ZM156 122H157V123H156ZM159 122H160V123H159ZM186 122H187V121H186ZM186 122H185V123H186ZM220 122H221V123H220ZM258 122H259V123H258ZM109 123H110V122H109ZM123 123H125V122H123ZM194 123H193V124H194ZM232 123H233V124H232ZM261 123H262V124H261ZM119 124H120V123H119ZM119 124H118V125H119ZM121 124H122V121H121ZM176 124H177V125H176ZM235 124H236V123H235ZM250 124H251V127H253L252 125H255L256 123H255V124H254V123L252 124V121H251ZM258 124H259V125H258ZM260 124H261V125H260ZM28 125H29V124H28ZM105 125H106V124H105ZM105 125H104V128H105ZM110 125H111V124H110ZM125 125H126V124H125ZM129 125H130V123H129ZM232 125H233V126H236V128H235V127H232ZM107 126L109 127V124H108ZM107 126H106V127H107ZM127 126H128V124H127ZM130 126H131V125H130ZM178 126H179V127H178ZM186 126H188V124H187ZM189 126L192 127L191 125H189ZM193 126H194V125H193ZM205 126H206V127H205ZM218 126H219V127H218ZM30 127H31V126H28V127H26V126L21 127V126H20V128H19V126H15V127H14L15 129L12 127L13 130H16V132H14V135L12 136V139L14 140V139L19 135V133H22V131L24 132L26 129H30ZM111 127H112V126H111ZM118 127H120V126H118ZM121 127H122V126H121ZM125 127H126V126H125ZM157 127L159 128V130H157V129H158ZM167 127H168L170 130H171L172 128L175 127V128H174L175 130L172 129V135H171V136H167V133L165 132L167 129H164V128H167ZM180 127H181V128H180ZM184 127H185V126H184ZM197 127H198V128H199V127H205V129L202 128V130L199 129V131H198V129H196ZM217 127H218L219 129H218ZM259 127H258V128H259ZM123 128H124V127H123ZM128 128H129V126H128ZM130 128H131V127H130ZM130 128H129V129H130ZM132 128H133V127H132ZM160 128H161V130H160ZM176 128L181 129L182 134H181V132H179L180 130H179V129H176ZM188 128H189V127H188ZM229 128H230V129H229ZM233 128H235V130H242V131H241V132H239V131H234ZM263 128H264V126H263ZM108 129H109V128H108ZM108 129H104V130L106 131L105 133H108V131H107ZM120 129H121V128H120ZM126 129H127V128H126ZM126 129H125V130H126ZM138 129H139V128H138ZM162 129L164 130V133H161V132H162ZM169 129H168V130H169ZM185 129H186V128H185ZM243 129H245V130L243 131ZM110 130H114V131H116V129H112V128H110ZM173 130H174V131H173ZM191 130H192V129H191ZM191 130H190V133L192 132ZM231 130H232V131H231ZM262 130L264 131V129H262ZM117 131H118V130H117ZM121 131H122V130H121ZM121 131H120V132H121ZM130 131H131V130H130ZM130 131H129V133H130ZM137 131H135L134 133H137ZM159 131H160V132H159ZM175 131H176V132L178 131V133H176ZM245 131H246V132H245ZM263 131H262V132H263ZM111 132H113V131H111ZM131 132L133 133V129H132ZM151 132H152V133H151ZM153 132H154V134H153ZM170 132H171V131H170ZM173 132H175L176 134L173 133ZM196 132H197V133H196ZM236 132H238V133H236ZM244 132H245V133H244ZM250 132H252V131H250ZM113 133H114V132H113ZM115 133H116V132H115ZM122 133H123V132H122ZM125 133H126V135H127L128 131H127V132L125 131ZM150 133H151V134H150ZM159 133H160V134H165V135H164V136H162V135L160 136ZM242 133H243V134H242ZM15 134H16V135H15ZM102 134H103V133H102ZM111 134H112V133H111ZM111 134H110V138H113V137L115 138L117 135L120 136V135H119L120 133H119V134L116 133L117 135H116V136H113V137L111 136ZM123 134H124V133H123ZM123 134H122V135H123ZM152 134H153V135H152ZM157 134H159V136H157ZM180 134H181L182 137H184V136H185V137L182 138V137L180 136ZM3 135H4V134H3ZM105 135L107 136L108 134H105ZM105 135H104V136H105ZM132 135H133V134H132ZM150 135H151V137H152V136H155V137L157 136V137H159V138L155 139V137H152V138L147 137V136H150ZM168 135H170V134H168ZM173 135L176 136V137H173ZM177 135H178L179 137H181V140L179 139V137H178ZM187 135H188V136H187ZM243 135H244V136H243ZM253 135H254V134H253ZM257 135H256V136H257ZM262 135H263V134L261 133V135L259 134L258 136H259V138H263V139H264V137H262ZM106 136H105V137H106ZM123 136H124V135H123ZM128 136H131V135L128 134ZM128 136H127V138H128ZM133 136L136 137V134H134ZM133 136H132V137H133ZM241 136H242V138H241ZM248 136H249V137H248ZM256 136H255V138H254V137L252 138L253 141H254V139L256 140V139L258 138V137H256ZM260 136H261V137H260ZM10 137H11V136H10ZM97 137H99V136H97ZM102 137H103V136H102ZM121 137H122V136H121ZM124 137H125V136H124ZM143 137H145L146 139H143ZM163 137H166V138H163ZM100 138H101V137H100ZM107 138H108V137H106L105 139H107ZM129 138H130V137H129ZM136 138H137V137H136ZM174 138H175V139H174ZM188 138H189V139H188ZM247 138H246V139H247ZM259 138H258L257 140H258V142L260 143L261 139H259ZM102 139L104 140V138H102ZM116 139H117V138H116ZM116 139H115V140L113 139L114 142L116 141ZM118 139H119V138H118ZM182 139H183V140H182ZM195 139H196V141H195ZM83 140H84V139H83ZM111 140H112V139H111ZM111 140H106V141L108 142V141H111ZM121 140H122V139H121ZM121 140H120V141L117 140V141L123 143ZM137 140H136V141H137ZM145 140H147L148 143H151V144H147V142L144 143ZM150 140H151V142H150ZM179 140H180V141H179ZM252 140H250V141L252 142ZM259 140H260V141H259ZM123 141H124V140H123ZM136 141H135V143H136ZM177 141H178V142H177ZM184 141H185V143H184ZM1 142H2V141H1ZM11 142H12V141H11ZM114 142H112V144H113ZM125 142H124V143H125ZM179 142H181V143H179ZM205 142H206V143H205ZM214 142H217L218 144L221 143L223 146H221V145L219 144L221 147H218V144H215ZM258 142L256 143V141H255V144H257V148H258V145H259ZM261 142H264V141H261ZM8 143H9V142H8ZM35 143H36V142H35ZM83 143H84V142H83ZM86 143H87V142H86ZM86 143H85V144H82L81 146L86 145ZM96 143H98V142H96ZM108 143H109V142H108ZM115 143L117 144L118 142H115ZM115 143H114V144H115ZM153 143H154V144H153ZM178 143L181 144V145H179ZM183 143H184V144L187 143V145L184 146ZM201 143H202V144H201ZM212 143H213L215 146H217L218 148H217V147H214L213 145H211ZM223 143H224V144H223ZM227 143H228V144H227ZM230 143H234V145H233V144H230ZM19 144H20V143H19ZM99 144H100V143H99ZM103 144H105V142L102 143V145H103ZM106 144H107V143H106ZM112 144H110L111 146L108 145V146H110V149H114V147L112 146ZM114 144H113V145H114ZM116 144H115L114 146H116ZM145 144H147V145H145ZM152 144H153V145H152ZM182 144H183V148L181 147ZM199 144L202 145V146L200 147ZM235 144H237V145H235ZM240 144H241V145H240ZM243 144L246 145V146H243ZM260 144H261L262 146L264 145V143H263V144L260 143ZM27 145H28V144H27ZM102 145H101V146H102ZM130 145H131V144H130ZM134 145H136V146L134 147ZM148 145H149V146H148ZM178 145H179V146H178ZM198 145H199V146H198ZM10 146H11V145H10ZM18 146H19V145H18ZM97 146H99V145L97 144ZM104 146H105V145H104ZM104 146H103V147H104ZM106 146H107V145H106ZM145 146H146V147H145ZM247 146H248V147H247ZM34 147H35V146H34ZM70 147H71V146H70ZM74 147H75V146H73V144H72L71 149H73V151H74V150H78V151H79L80 149H82V147H80V148H79V147H78V148H74ZM95 147H96V146H95ZM111 147H113V148H111ZM136 147H138V148H136ZM143 147H144V148H143ZM184 147H185V148H184ZM188 147H189V148H188ZM259 147H261V146H259ZM263 147H264V146H263ZM263 147H261V148H263ZM27 148H28V150L31 149L30 146L27 147ZM98 148H99V147H98ZM100 148H101V147H100ZM107 148H108V147H107ZM107 148H104V149H105V152L108 151V153H109L108 155H110L111 152H112V153H113V152L115 153L114 150H117L118 147H117L116 149H114L113 151H112V150L110 151V149L108 148V149H109V150H108ZM177 148H180V149L177 150ZM190 148H191V149H190ZM250 148H251V149H250ZM24 149H26L25 146H24ZM64 149H65V148H64ZM68 149L70 150V148H66L65 150H68ZM136 149H137V150H136ZM186 149H188V150H186ZM248 149L250 150V152H249ZM263 149H264V148H263ZM263 149L260 150L261 153L264 152ZM12 150H14V149H13V148H8V147H1V148H0V155H2V158H3L4 155H8V156H9V154L13 152ZM26 150H27V149H26ZM90 150H91V149H90ZM90 150H89V151H90ZM179 150H180V152H182V151H183V152L180 153ZM192 150H193V151H192ZM109 151H110V152H109ZM118 151H119V149H118ZM135 151H136V152H135ZM177 151H178V152H177ZM184 151L187 152V155H186V153H184ZM190 151H191V154H190ZM194 151H195V152H198V155H197V153H195ZM213 151L216 152V154H213V155H212L211 152H213ZM92 152H93V151H92ZM101 152H102V149H101ZM105 152H104V153H105ZM138 152H137V153H138ZM207 152H208V153H207ZM214 152H213V153H214ZM246 152H247V153H246ZM248 152H249L250 154H253V155H250V156H249ZM88 153H89V152H88ZM112 153H111V155H112ZM116 153H117V152H116ZM137 153H136L135 155H131V158H132L133 156H134L135 158H137V157H136ZM188 153H189V154H188ZM243 153H244V154H243ZM12 154H15V153H12ZM29 154H30V153H29ZM90 154H92V153H90ZM127 154L125 153V156H127ZM138 154H139V153H138ZM181 154H182V156H181ZM195 154H196V156H194ZM205 154H206V155H205ZM210 154L213 156V158H212V156H211ZM242 154H243V155H242ZM245 154H247V156L250 157V160H248V158L245 159V157H247ZM15 155H16V154H15ZM101 155H103V153L100 154V156H101ZM106 155H107V153H106ZM114 155H115V154H114ZM122 155H121V156H122ZM189 155H190V158H189ZM208 155H209V156H208ZM262 155H264V154L262 153ZM92 156H93V155H92ZM100 156H99V158H100ZM116 156H117V154H116ZM121 156H120V157H121ZM210 156H211V158H210ZM242 156H243V157H242ZM14 157H15V156H14ZM104 157H105V156H104ZM104 157H103V158H104ZM106 157H108V156H106ZM113 157H115V156L112 155V160H113ZM118 157H119V155H118ZM118 157H117L116 159H118ZM123 157H124V155H123ZM194 157H195V158H194ZM197 157H198V161H199L201 164L198 163L197 161H195V160L197 159ZM200 157H201V158H200ZM255 157L259 158V157L256 156V155H255ZM15 158H16V157H15ZM28 158H29V157H28ZM101 158H102V157H101ZM109 158H111V157H109ZM109 158H108V159H109ZM121 158H122V157H121ZM124 158H125V157H124ZM124 158H123V160L121 159L123 162H124V160H126V159H124ZM140 158H141V159H140ZM205 158H206L208 161H207ZM240 158H241L242 161H243V159H244V161H246V162H244V161H243V162H242V161L240 162V160L238 161V159H240ZM3 159H4V162H1V161H3ZM3 159H1V157H0V162H1L0 165H1V167H4V166L2 165V163L5 164V165L7 164V166H8V163H13V162L10 161V160H11L10 157H9V161L7 160L8 163L5 162V158H3ZM12 159L14 160V162L16 161V159H14L13 156H12ZM52 159H53V158H52ZM127 159H128V158H127ZM148 159H150V160L152 159L153 162H150V160H148ZM190 159H191L193 162L195 161V162H197V163H194V164H193V162H192ZM199 159H200V160H199ZM203 159H204V160H203ZM13 160H12V161H13ZM26 160H27V159H26ZM85 160H87V159H85ZM104 160H105V158H104ZM104 160H103V161H104ZM112 160L110 159L109 162H112ZM114 160H115V159H114ZM121 160H119V162H120ZM128 160H129V162L131 163V160H130V159H128ZM132 160H133V159H132ZM134 160H135V159H134ZM168 160H169V162H167ZM201 160H202V161H201ZM205 160L207 161V163H206V162L204 163ZM254 160H255V162H257V161H256V158H255ZM259 160L262 161V156H261V158H260ZM259 160H258V161H259ZM88 161H89V160H88ZM116 161H117V160H116ZM189 161H191V162H189ZM247 161H248V163H247ZM252 161H253V159H252ZM106 162L109 163L108 161H106ZM119 162H117V163L121 165L122 162H121V163H119ZM126 162H127V161H126ZM161 162H162V163H161ZM202 162H203V163H202ZM98 163H99V161L97 160V164H98ZM101 163H102V162H100V164H101ZM112 163H113V162H112ZM112 163H110V165H112ZM117 163H115V164H117ZM130 163H129V164H130ZM251 163H253V162H251ZM259 163H260V162H259ZM17 164H18V163H17ZM23 164H25V162H24ZM50 164H51V163H50ZM50 164H48V165H50ZM84 164H86V163H84ZM84 164H83V165H84ZM104 164H105V162H104ZM104 164H102V167H100V169H101V168H102V169H105V170H104V171H105L104 174H106V175L104 176L105 179H106V177L110 176V175L107 176V171H106V170H108V172L111 171V172H110V173H111V176L109 177V180H108V178H107V180H108L109 182H111L110 184H109L108 182H105V181H107V180H105L104 178H102L104 184L101 182L102 184H100V186H98L97 184H96V186L93 185L94 188H93V191H92L91 189H92L93 186L91 185V183L94 184L95 182H97V181H96L97 178L95 179V182L91 181V180H94V175H92L93 178H91V177H92L91 174H95L96 171H93V169H92V170H90L89 172H86V171H88V170L90 169V168L87 169L86 167H85V168H86L87 170L85 169V170H86L85 172L88 173V174H90V175H89V182H90V183H88V181H87V183L84 182L81 178H79V181H78V179L76 180V181H78V183L80 182V180H82V182H81L82 184H81V183H79V184L77 183V186H78L79 188L82 187L83 190H85L84 188H86V190L89 188V189H88L89 192H92L91 195L94 194L93 196H91V197L93 198V201H92V202L94 203V204H92L93 207L90 206V203H91V202L89 201V199H90L91 197L86 196V193H89V192H87V191H86V192H85V191H82V189H81L82 192H80V190H78V192H77V193H79V194L81 193V196L78 194V198L75 196V195H77V193L74 194L75 197L73 196L72 193H71V194H72V196H73L74 198H77V199H74L75 201H76V200L78 201L79 196H80V200H81V197H82L83 202L79 200L78 203L75 202V204H74V203H73L74 200H73L72 204H74V205H73V206H72L71 204L68 205L70 208H71V206H72V207H73V210H74V209H75V208H74L75 205H77V206L79 205V206H80L81 203L87 202L86 199L89 198V199H88V201L90 202V203L88 202V203H89V207H90L91 209L94 208L95 211H99V208L101 209V206L103 205V200L106 199V198L109 199V197L107 196V193H108L110 190H108V192H107L106 189L108 188V186L112 185V181H113L112 178L114 177V173H116L115 180L118 178L119 175H120L119 177L121 178V174H122L121 171L123 170V169L121 170V168H123V164L121 165L122 167H120V165L117 164V165L119 166V167H118L117 165H115V164L113 163V164L115 165V167L117 166L116 168H114L113 166H110V165H109V167H108V166H105V167H106V168H105V167H103ZM126 164H128V162H127ZM131 164H132V163H131ZM195 164H197V165H195ZM243 164H245V166H243ZM253 164H254V163H253ZM21 165H22V164H21ZM21 165L18 164L19 168H21V167H23L22 169H26V168H27V167L25 168L23 165H22V166H21ZM53 165H54V164H53ZM55 165H56V164H55ZM55 165H54V166H55ZM58 165H59V170H60V166H62V165H61V164H57L56 166H58ZM63 165H64V164H63ZM89 165H90V164H89ZM188 165H189V166H188ZM190 165H193L194 167H193V166L191 167ZM251 165H252V164H251ZM251 165H249V166L251 167ZM256 165L258 166V165H260V164L256 163ZM261 165H262V163H261ZM56 166H55V167H56ZM79 166H80V168H79ZM86 166H87V165H86ZM127 166H128V165L125 166V164H124V168L127 167ZM129 166H130V165H129ZM140 166H139V167H140ZM143 166H142V167H143ZM195 166H196L197 168L202 169V172H203V173L200 172L199 170H195V169H197ZM239 166H240V167H239ZM253 166H254V165H253ZM253 166H252V167H253ZM1 167H0V168H1ZM5 167H6V166H5ZM5 167H4V168H5ZM15 167H17V165H15ZM15 167H14V168L12 167V168L15 169ZM47 167H48V166H47ZM52 167H53V166H52ZM88 167H89V166H88ZM92 167H93V166H92ZM107 167H108V168H107ZM110 167H111L112 169H113V168L115 169V170L113 169L114 173H112V169L109 170ZM175 167H176V168H175ZM204 167H205V168H204ZM208 167H209V168H214L215 173L213 172L214 170H212V172H211V169H209ZM238 167H239V168H242V169L239 170ZM250 167H249V168H250ZM252 167H251V168H252ZM17 168H18V167H17ZM48 168H51V167H48ZM48 168H47V169H48ZM53 168H54V167H53ZM62 168H63V167H62ZM78 168L80 169V172H81V171H82V172L84 171V170H81V168H83V167H81L80 163H79V165L77 166V169H78ZM97 168H98V167H97ZM118 168H120V170H121L120 172H119ZM127 168H129V167H127ZM136 168H137V167H136ZM194 168H195V169H194ZM203 168H204V169H203ZM218 168H222V169H224V170H221L222 172L228 169V171H225V173H227V174H226V175H223V174H225V173L223 172L222 175H221V173L219 172ZM225 168H226V169H225ZM236 168H237V169H236ZM255 168H259V166H258V167L255 166ZM6 169H8V168L6 167ZM10 169H11V168H10ZM13 169H12V171L10 170L11 173L9 172V169H8L7 172H6L5 170L0 171V172H3L2 175H4V176L6 175L8 178H9V177L12 178L11 176H9L10 174L14 177V175L12 174L13 171H15L14 174L16 173L17 176H20L21 174L24 175V174H23V171H24V173H25V170H22V169H21V170H22V171H21V170L19 169L20 172H21V174H19V173H20L19 171H18L19 173H17V172H16L17 170H13ZM54 169H55V168H54ZM68 169H69V167H68ZM79 169L76 170V171L74 172L75 174H74V173H72V174H73V175H76V172L79 171ZM149 169H150V168H149ZM157 169H158V168H157ZM187 169H189V171H188ZM190 169H191V170H190ZM208 169L210 170V172H209ZM216 169H217L218 172L220 173V174H219V173H218V174H219L220 176H222V177L217 176L218 174H216V171H217ZM235 169H236V170H235ZM261 169H262V168H261ZM1 170H2V169H1ZM50 170H51V169H50ZM96 170H97V169H96ZM117 170H118V171H117ZM180 170H181L182 172H181ZM204 170H205V171H204ZM206 170H207V172H206ZM247 170H249V169L247 168ZM255 170H256V169H255ZM27 171H28V170H27ZM51 171L53 172L54 170H51ZM92 171H93L94 173H93ZM99 171H100V170H99ZM115 171H116V172H115ZM149 171H150V170H149ZM183 171H184V173H183ZM229 171H230V173H228ZM234 171H235V172H234ZM243 171H244V170H243ZM5 172H6V173H5ZM29 172H30V171H29ZM47 172H48V170H47ZM80 172H79V174L82 175V172H81V173H80ZM90 172H91V173H90ZM118 172L121 173V174H119ZM124 172H125V171H124ZM124 172H123V173H124ZM180 172H181V173H180ZM185 172H186V174H185ZM187 172H188V174H190V175H188ZM193 172H194V173H193ZM244 172H245V171H244ZM244 172H243V173H244ZM249 172H252V170H251V171L249 170ZM26 173H27V172H26ZM50 173H51V172H50ZM50 173H47V176H49ZM83 173H84V172H83ZM101 173L103 174V172H101ZM117 173H118L119 175H117ZM175 173H173V174H175ZM177 173H176V174H177ZM197 173H198V176H199L200 178L197 177V176H194V174L197 175ZM207 173H208L209 175H208ZM213 173H214V174H213ZM252 173H253V172H252ZM255 173H256V172H255ZM259 173H262V172L259 171ZM259 173H258V174L256 173V174H257V175H260ZM16 174H15V175H16ZM61 174H62V173H61ZM79 174H78L77 176L81 177V175H79ZM104 174H103V175H104ZM161 174H162V173H161ZM170 174L173 175L172 173H170ZM176 174H175V176H176ZM201 174H202V175H201ZM204 174H205V175H204ZM241 174H242V172H241ZM246 174H249V173L246 172ZM256 174H255V175H256ZM2 175H0V177H2ZM27 175H28V173H27L26 175H24V177H27ZM52 175H54V174H52ZM62 175H63V174H62ZM112 175H113V177H112ZM126 175H127V174H126ZM177 175H178V174H177ZM210 175H214L215 177H214V176H213V177H214L216 180L218 179V178H216V176L219 177V180H220V178H223V176H224V178H225V176H226V178H225V180H226L225 184H222V183H221L222 180H220V181L218 180V182H217V181H215L213 178H212V179L209 178ZM227 175H229L230 177L232 176L233 179L230 178V177L228 176V177L230 178V179H229V178L227 177ZM234 175H235V174H234ZM236 175H235V176H236ZM239 175H240V174H239ZM242 175H243V174H242ZM261 175H262V174H261ZM261 175H260V176H261ZM50 176H51V174H50ZM139 176H140V175H139ZM157 176H158V175H157ZM159 176H160V175H159ZM159 176H158V177H159ZM202 176H203V177H202ZM205 176H207V177L205 178ZM240 176H241V175H240ZM263 176H264V175H263ZM263 176H262V179H263V180H262V183H263V185H264V182H263V181H264V177H263ZM7 177H6V178H7ZM24 177H23V178H24ZM28 177H30V176H28ZM28 177H27V180H26V178H24V179H25L26 181H28ZM32 177H33V176H32ZM67 177H69V176H67ZM67 177H65V179H66ZM70 177H71V180H72V179H73L72 176H70ZM82 177L85 178L86 176L84 175V176H82ZM111 177H112V178H111ZM125 177H126V176H125ZM128 177H129V176H128ZM128 177H127V178H128ZM142 177H143V176H142ZM163 177H164V176H163ZM171 177H174V176H171ZM171 177H170V180H171ZM194 177H196V178H194ZM242 177H245V175H243ZM242 177H241L242 180H240L241 182L247 180L248 177H249V178L252 177V175H247L245 179H243ZM6 178L4 177V179H6ZM20 178H22V177H21V176H20L19 178L17 177V179H18L19 181H17V180H16V181H17V183H18V182H21L20 180H22V182L20 183V184H22L24 181H23V179H20ZM62 178H64V177H62ZM62 178H60V180H61ZM76 178H77V177H76ZM76 178H75V179H76ZM90 178H91V179H90ZM120 178H119V179H120ZM174 178H175V177H174ZM192 178H193L194 180H191ZM202 178H203V179H202ZM249 178H248V180H249ZM260 178H261V177H260ZM30 179H31V178H30ZM58 179H59V177H58ZM75 179H73V181H75ZM119 179H117V180H119ZM122 179H123V178H122ZM167 179H168V178H167ZM176 179H177V180H174V181H176V182L179 181V183H180V181L182 180V179L179 180V179L177 178V176H176ZM197 179H198V180H197ZM204 179H206V180H205V181H202V180H204ZM227 179H229L228 182H227ZM236 179H237V180H236ZM253 179H254V177H253ZM0 180H1V179H0ZM12 180H14V179H12ZM49 180H50V179H49ZM67 180H68V178L65 180V182H66ZM85 180H86V179H85ZM115 180H114V182H115ZM120 180H121V179H120ZM123 180H124V179H123ZM188 180H189V179H186V181H188ZM212 180H213L215 183H214ZM2 181H4V180H1V184H2V185L0 184V185H1L0 187H3L4 190H3V188H0V189H2L3 191H5V189H7L9 186H6L7 188H5L4 185H3L4 183H3ZM7 181H8V179L5 180V183H6ZM50 181H51V180H50ZM76 181H75V183H74V182L71 183V182L69 181V182L71 183L70 187H71V186L74 187V189H72V187H71V189H72V190H75V192L77 191V190H76V187H77V186H75ZM182 181H183V180H182ZM182 181H181V182H182ZM190 181H188V182H189V185L191 184ZM223 181H224V180H223ZM223 181H222V182H223ZM240 181H239V182H240ZM11 182H12V181H11ZM13 182H15V181H13ZM13 182H12V183H13ZM29 182H30V181H29ZM29 182H28V183H29ZM48 182H49V181H48ZM65 182L63 183V181H60V182H59V183H60L59 185H61L62 183H63V185H64ZM132 182H133V181H132ZM176 182H175V183H176ZM184 182H185V180H184ZM184 182H182V184H181L182 186L184 185V184H183ZM212 182H213V186H212ZM248 182H249V181H248ZM9 183H10V181H9ZM12 183H11V185H12ZM24 183H25V182H24ZM51 183H52V182H51ZM84 183H86V186H84ZM97 183H98V182H97ZM105 183H108L107 187H106V184H105ZM115 183L117 184L118 181L115 182ZM115 183H114V184H115ZM134 183H135V182H134ZM144 183H146V182H144ZM179 183H178V184H179ZM194 183H192V185H193ZM200 183H201V184H200ZM207 183H208V182H207ZM218 183L221 184V185H219ZM229 183L227 184V186H229L228 189L231 190V191L233 190V192H234V191L236 192V190H238V188H236V189L234 190V188H235L236 186H235L234 188H233V186L236 185L237 183H236V182H232L230 185H229ZM235 183H236V184H235ZM245 183H247V181H245ZM245 183H243V184H245ZM260 183H261V181L259 182V184H260ZM15 184H16V183H15ZM20 184H18L17 186H20ZM26 184H27V183H26ZM67 184H69V183L67 182ZM116 184H115V185H116ZM168 184H170V183L168 182ZM171 184H172V180H171ZM232 184H234V185H232ZM239 184H240V183H238L237 185L239 186ZM241 184H242V183H241ZM243 184H242V185H243ZM247 184H248V183H247ZM249 184H250V186H253L250 182H249ZM8 185H10V184H8ZM51 185L53 186V184H51ZM79 185H80V186H79ZM82 185H83V186H82ZM101 185L105 186L106 188L103 187V186H101ZM134 185H135V184H134ZM172 185H174V184H172ZM194 185H195V184H194ZM198 185H197V186H198ZM261 185H262V184H261ZM13 186H14V185H13ZM15 186H16V185H15ZM52 186H50V188H51ZM90 186H92V187H90ZM135 186H136V185H135ZM177 186H178V185H177ZM190 186H191V185H190ZM197 186H196V187H197ZM211 186H212V187H211ZM231 186H232V187H231ZM240 186H241V185H240ZM60 187H62V186H60ZM63 187H64V186H63ZM87 187H88V188H87ZM163 187H164V186H163ZM163 187H162V188H163ZM175 187H176V184H175ZM179 187H180V186H179ZM192 187H193V186H192ZM206 187H205V188H206ZM11 188H12V186H11ZM14 188H16V187H14ZM14 188H13V191H12L13 193H14V191H16V190L18 189V187L16 188V190H15ZM50 188H49V189H50ZM53 188H54V187H53ZM55 188H56V187H55ZM55 188H54V189H55ZM109 188H110V189H113V185H112V187L110 186ZM181 188L184 190L183 187H181ZM181 188H180V189H181ZM188 188H189V187H188ZM193 188H195V187H193ZM241 188H242V187H241ZM71 189H70V190H71ZM166 189H167V188H166ZM182 189L179 190V191H180V192H179V193H180L179 196H180L181 198L185 196V195H184V191H182ZM226 189H227V188H226ZM226 189H225V192H226ZM252 189H253V187H252ZM254 189H255V188H254ZM7 190H9V189H7ZM7 190H6L5 192H6L7 194L10 193V192L7 191ZM11 190H12V189H11ZM55 190L57 191V189H55ZM64 190H65V189H64ZM67 190H68V187H67ZM67 190H66V191H67ZM90 190H91V191H90ZM120 190H123V189H120ZM167 190H168V189H167ZM174 190H175V189H174ZM189 190H191V188H190ZM193 190H194V189H192V191H193ZM201 190H203V189H202L201 186H200V190H199L200 193H201ZM209 190H210V189H209ZM209 190H207V188H206V190L204 189V191H206V193H205L204 191H203V193H205V195H206V194L209 192ZM3 191L0 192V193H1V196H2V193H3V194L5 193V192H3ZM18 191H19V190H18ZM50 191L52 192L51 189H50ZM59 191H60V188H59ZM112 191H114V190H112ZM112 191H110V192H112ZM123 191H124V190H123ZM138 191H139V190H138ZM141 191H142V190H141ZM141 191H140V192H141ZM143 191H144V190H143ZM143 191H142V192H143ZM171 191H173V190H171ZM177 191H178V190H177ZM177 191L174 192V193H177V194H178ZM181 191H182V192H181ZM187 191H188V190H187ZM187 191H185V192L187 193ZM192 191H191V193H194V192L197 191V190H196V188H195L194 192H192ZM57 192H58V191H57ZM67 192H68V191H67ZM110 192H109V193H110ZM118 192L120 193V191H118ZM140 192H139V195H141ZM199 192H197V194H198ZM214 192H216V191H214ZM240 192H242V191L240 190ZM240 192H239V193H240ZM13 193H11V195H12ZM53 193H54V192H52V194H53ZM55 193H56V192H55ZM61 193H62V196H63V195H64V194H63L64 191H63V192L61 191ZM84 193H85V195H84ZM112 193H113V192H112ZM112 193H110V195H111ZM119 193H118V194H119ZM128 193H129V192H128ZM144 193H145V192H144ZM170 193H171V192H170ZM186 193H185V194H186ZM200 193L198 194V197H200V196H199ZM210 193H211V192H210ZM210 193H208V194H210ZM223 193H224V191H223ZM230 193H231V192L229 191V195H230ZM7 194H4V195L7 196ZM50 194H51V193H50ZM52 194H51V195H52ZM56 194H57V193H56ZM114 194H115V196L117 195L116 198L114 197ZM118 194H116V192L113 193V199H111V203H112L113 200L115 201V199H117ZM165 194H167V193H165ZM177 194H175V195H177ZM181 194H183L184 196H182ZM188 194H189V193H188ZM188 194H186V198H185V197H184V198L187 199V197H188V200H189V201H188V200H187V201H188V203L190 204V203H191V202H190V199H189V196H190V195L188 196ZM212 194H213V193H212ZM233 194H234V193H233ZM233 194H231V196H232ZM240 194H242V193H240ZM4 195H3V202H4ZM8 195L10 196V194H8ZM54 195H55V194H54ZM82 195H84V197L86 196V199H85ZM88 195H90V194H88ZM108 195H109V194H108ZM110 195H109V196H110ZM167 195H168V194H167ZM195 195H196V192H195ZM205 195H204V196H205ZM226 195L229 196L228 194H226ZM226 195H225V196H226ZM236 195H237V194H236ZM242 195H243V194H242ZM104 196H105L106 198H105ZM121 196H122V195H121ZM145 196H146V195H145ZM148 196H149V195H148ZM204 196L201 195V197H204ZM209 196H211V195H209ZM209 196L206 195L205 197H207V198L204 197L205 200L209 199V198H208ZM216 196H217V195H216ZM222 196H223V195H222ZM227 196H226V197H227ZM231 196H229V197H231ZM41 197H42V196H41ZM45 197H46V196H45ZM60 197H61V194H60ZM196 197H197V196H196ZM214 197H215V196H214ZM217 197H218V196H217ZM26 198H27V197H26ZM55 198H56V195H55ZM63 198H64V197H63ZM67 198H68V197H67ZM71 198H72V197H70V199H71ZM92 198H91V199H92ZM110 198H111V196H110ZM114 198H115V199H114ZM131 198H132V197H131ZM190 198H191V197H190ZM212 198H213V197H212ZM231 198H232V197H231ZM231 198H230V199H231ZM6 199L8 200V197H6ZM16 199H17V198H15V200H16ZM30 199H31L32 202H33V199L36 200L37 198H30ZM43 199H44V198H43ZM46 199H47V198H46ZM50 199H51V198H50V196H49V199H48V200H50ZM52 199H53V197H52ZM57 199L60 200V198H57ZM70 199H68L69 201L67 200L66 202H68V203L71 202ZM84 199H85V200H84ZM91 199H90V200H91ZM198 199H199V198H198ZM201 199L204 200L203 198H201ZM216 199H217V198H215V200H216ZM9 200H10V199H9ZM27 200L29 201V198H28ZM71 200H72V199H71ZM109 200H110V199H109ZM121 200H123V199H121ZM152 200H153V199H152ZM218 200H219V197H218V199H217L216 201H218ZM220 200H221V198H220ZM233 200H234V199H232L231 201H233ZM236 200H237V199H236ZM1 201H2V200H1ZM11 201H12V200H11ZM24 201H25V200H24ZM53 201H54V199H53ZM55 201H56V200H55ZM57 201H58V200H57ZM57 201H56V202H57ZM61 201H62V197H61ZM100 201L102 202V204L100 203ZM114 201H113V202H114ZM139 201H140V202H139ZM139 201H135V202H133L132 200H130V201H129V204H128V208H129V207H132V208H135V209H139L140 211H141V210H142V211H145V213H146V215L148 216L149 219H150V217L154 218V215H156V213H158L157 209H156L155 207H152V205H150V204H144V201H143V202H142L141 200H139ZM148 201H149V200H148ZM231 201H230V203H232ZM234 201H235V200H234ZM234 201H233V202H234ZM249 201H250V200H249ZM3 202H2L1 205H3ZM18 202H19V201H18ZM25 202H27V201H25ZM29 202H30V201H29ZM44 202H45V201H44ZM46 202H47V201H46ZM50 202H51V201H50ZM64 202H65V201H64ZM64 202H63V203H64ZM66 202H65V203H66ZM108 202H109V201H108ZM116 202H117V201H116ZM154 202H158V200H154ZM185 202H186V201H185ZM185 202H184V204H185ZM204 202H205V201H204ZM225 202H227V201H225ZM4 203H5V202H4ZM10 203H11V202H10ZM10 203H9V204H10ZM14 203H15V202H14ZM14 203H13V204H14ZM19 203H20V202H19ZM41 203H42V202H41ZM48 203H49V201H48ZM52 203L54 204V202H51V204H52ZM58 203H59V202H58ZM79 203H80V204H79ZM172 203H173V202H172ZM172 203H171V204H172ZM192 203H193V201H192ZM192 203H191V204H192ZM212 203L216 204V202H214V201H213ZM212 203H211V204L209 203V204H207V205H211V206H212V205H213ZM20 204H21V203H20ZM20 204H19V205H20ZM25 204H26V203H24V205H25ZM27 204H29V203H27ZM27 204H26V206H27ZM39 204H40V203H39ZM43 204H44V203H43ZM43 204H42V205H43ZM49 204H50V203H49ZM56 204H57V203H56ZM60 204H61V203H60ZM85 204H86V203H85ZM85 204H84V206H80V207H81V208H82V207H85ZM193 204H194V203H193ZM218 204L220 205V201L218 202ZM232 204H233V203H232ZM235 204H236V203H235ZM237 204H238V202H237ZM247 204H248V203H247ZM7 205H8V204H7ZM30 205H32V204H30ZM30 205H29V207H30ZM61 205L63 206L64 204H61ZM107 205H108V203H107ZM172 205H173V204H172ZM187 205H188V204H187ZM195 205H196V204H195ZM233 205H234V204H233ZM4 206H5V205H4ZM22 206H23V205H21V207H22ZM32 206H33V205H32ZM37 206H38V205H37ZM47 206H48V205L46 204L45 207H47ZM57 206H58V205H57ZM65 206H66V205H65ZM65 206H63V207L65 208ZM79 206H78V208H79V211H80L81 208H80ZM103 206H104V205H103ZM105 206H106V205H105ZM193 206H194V205H193ZM211 206H209V207H211ZM213 206H215V205H213ZM213 206H212V207H213ZM220 206H222V204H221ZM220 206L217 205V206H215V207L218 208V207H220ZM229 206H232V205L229 204ZM235 206H236V205H235ZM235 206H233V207H235ZM15 207H17V205H16ZM18 207H19V206H18ZM21 207H20V208H21ZM39 207H40V206H39ZM49 207H50V206H49ZM52 207H53V206H52ZM60 207H61V206H60ZM75 207H76V206H75ZM86 207H87V206H86ZM159 207H160V206H159ZM195 207H196V206H195ZM226 207H228V206H226ZM7 208H8V207H7ZM7 208H5V209H7ZM24 208H25V207H24ZM24 208H23V209H24ZM26 208H27V207H26ZM32 208H33V207H32ZM34 208H35V207H34ZM34 208H33V209H34ZM50 208H51V207H50ZM53 208H54V207H53ZM58 208H59V206H58ZM64 208H63V210H64ZM70 208L68 209V207H67V210H71V209H72V208H71V209H70ZM90 208H89L88 210H90ZM108 208H110L109 205H108L107 209H108ZM116 208H117V207H116ZM189 208L192 209V205H191V207H189ZM11 209H12V208H11ZM14 209H15V208H14ZM16 209H17V208H16ZM16 209H15V210H16ZM21 209H22V208H21ZM23 209H22L23 212H20V210H19V208H18V210H19V214L24 213L25 209H24V210H23ZM28 209H29V208H28ZM36 209H37V208H36ZM36 209H35V210H36ZM40 209H41V208H40ZM40 209H39V210H40ZM46 209H47V208H46ZM48 209H49V208H48ZM65 209H66V208H65ZM234 209H236V208H233V210H234ZM237 209H238V207H237ZM240 209H241V206H240ZM1 210H2V209H1ZM3 210H4V209H3ZM7 210H9V209H7ZM12 210H13V209H12ZM12 210H11V211H12ZM26 210H27V209H26ZM41 210H42V209H41ZM41 210H40V211H41ZM52 210H54V209H52ZM52 210H51V212L48 211V213H49V214H50V213H53ZM67 210L65 211L64 216H65V215L67 216V214H66L67 212L69 213V211H67ZM77 210H78V209H77ZM77 210H76V211H77ZM92 210H93V209H92ZM125 210H126V209H125ZM125 210H122V211H121V210H118V209H114V210H112L113 220H111L112 218H110V219H109V222H108V225L113 224V229H111V231H113L114 229H116V228H118V227L121 228V226L123 227V229H124V228H127V229H128V226H130V223H131V222H135V223H137V222H141L140 219H143V218L141 217V215H137L136 217H132L131 220H129V221L127 220L126 222H124V224L122 223V224L120 225V223H118V222H119V221H118V217H119V216L123 213V211H125ZM165 210H166V209H165ZM4 211H5V210H4ZM4 211H2V213H0V215H1L2 218H4L3 215H2ZM13 211H14V210H13ZM13 211H12V212H13ZM27 211H28V210H27ZM29 211H31V213H32L34 210H31V208H30ZM43 211H44V210H43ZM45 211H46V210H45ZM54 211H55V210H54ZM56 211H57V209H56ZM74 211H75V210H74ZM82 211H85V209H83ZM244 211H245V209H244ZM7 212H8V211H7ZM34 212H35V211H34ZM37 212H38V210H37ZM46 212H47V211H46ZM58 212H59V214L61 213L59 210H58ZM99 212H100V211H99ZM102 212H103V211L101 210L100 213H101V214H104V212H103V213H102ZM222 212H223V209H222L221 213H222ZM15 213H16V211H15ZM15 213H14V214H15ZM27 213L30 214V212H27ZM27 213L25 212V214H27ZM42 213H43V212H42ZM44 213H45V212H44ZM63 213H64V212H63ZM63 213H62V214H63ZM82 213H83V212H82ZM82 213H81V212H80V213H76L77 215L73 217V220H74L76 217H79L78 214H82ZM88 213H91V211H90V212L88 211ZM4 214L6 215V213H4ZM9 214H10V213H9ZM14 214H12V215H14ZM19 214L17 213V216H16V214H15L14 216L18 217ZM29 214H28V217L26 216L27 218H29ZM36 214H37V213H36ZM36 214L34 213L33 215H36ZM40 214H41V213H40ZM49 214H48V215H49ZM54 214H55V213H54ZM62 214H61V215H62ZM70 214H72V213H70ZM70 214H68V215H69L68 217L70 218V220H72V216L75 215V214L73 213L72 216H71ZM140 214H141V213H140ZM12 215H11V216H12ZM21 215L24 216V214H21ZM21 215H20L19 217H21ZM33 215L31 216L32 218L34 217ZM46 215H47V214H46ZM85 215H86V214H85ZM91 215H92V217H91ZM122 215H123V214H122ZM184 215H185V214H184ZM14 216H13V220H14V221L9 222L10 220H9V221L6 220V219H8V218H4V220H6V222H1V224H0V225H1V228H2V226L4 225L3 223H5V224L7 223L6 225L8 226V227H7L6 225H4V227H3V228H6V227H7V229H5L6 233H5V232H4V233H1V231H0V233L3 234V236H4L5 234H7L8 232H9L8 234H11V231H10V230H12V233H14V232H13V229L15 230L16 226H17V227L20 226V224H19V226H18L17 223H18L19 221L23 220V218L25 217V216H24L23 218L21 217L22 219L19 218V217H18V218H15V219H17V221H16V220L14 219ZM36 216H37V215H36ZM41 216H44V215H41ZM41 216H40V217H41ZM64 216H63V219L66 218V217H64ZM80 216H81V215H80ZM93 216H94L93 214H89V215H88V218L90 217V218H92V219H88V218H87V220L85 219V220L87 221V224H88V225H89L88 220L90 221V223H92L91 220H93ZM101 216H102V215H101ZM124 216H125V215H124ZM1 217H0V218H1ZM5 217H6V216H5ZM26 217H25V218H26ZM37 217H39V216H37ZM47 217H48V216H47ZM49 217L51 218L50 215H49ZM52 217H53V214H52ZM61 217H62V216H61ZM61 217H58V218H61ZM68 217H67V219H68ZM82 217H84V215L81 216L80 218H82ZM85 217H87V216H85ZM127 217H128V216H127ZM170 217H171V216H170ZM192 217H193V216H192ZM2 218H1L0 221H4ZM43 218H44V222L46 221L45 219H49V218H46V217H43ZM100 218H101V217H100ZM121 218H122V217H121ZM148 218H147V219H148ZM156 218H157V216H156ZM198 218H199V217H198ZM10 219H11V218H10ZM19 219H20V220H19ZM37 219H38V218H37ZM40 219H42V217H41ZM40 219H39V220H40ZM67 219H66V224L69 223V220L67 221ZM94 219H95V218H94ZM123 219H124V218H123ZM144 219H145V218H144ZM144 219H143V221H142L140 224H142V223L145 221ZM147 219H146V220H147ZM157 219H159V218H157ZM160 219H161V216H160ZM202 219H203V218H202ZM11 220H12V219H11ZM18 220H19V221H18ZM25 220H26V219H25ZM32 220H34V219H32ZM32 220L30 219V223L33 222ZM39 220H37V222H38ZM42 220H43V219H42ZM42 220H41V222H42ZM58 220H60V219H58ZM73 220H72V221H73ZM79 220H80V219H79ZM83 220H84V219H83ZM83 220H82V219L80 220V222H79L80 225L77 223V225L80 226V227H79V230L82 229V228H81V227H82L81 224H82V222H84ZM194 220H196V219L194 218ZM197 220H198V219H197ZM15 221H16L17 223H16ZM28 221H29V219L26 221V223H24V222H23V223L26 224L27 227L29 228L28 225H31V224H30V223L27 224ZM31 221H32V222H31ZM50 221H51V219H50ZM54 221H55V220H54ZM60 221H61V220H60ZM60 221H58V223L56 222V223H57V226H59V224H60L63 220H62L61 222H60ZM72 221H70V222L72 223ZM76 221H78L77 218H76ZM81 221H82V222H81ZM86 221H85V223H86ZM122 221H123V220H122ZM150 221H155V219H154V220H151V219H150ZM156 221H157V220H156ZM161 221H162V220H161ZM8 222H9L10 224H9ZM13 222H14L15 224H14ZM41 222H40V223H41ZM44 222H42V223H44ZM47 222H48V220H47ZM47 222H45V224H46ZM63 222H65V221H63ZM63 222H62V223H63ZM67 222H68V223H67ZM73 222H74V221H73ZM96 222H97V220H96ZM145 222H146V224H147V222H149V221L147 220V221H145ZM145 222H144L143 224H145ZM158 222H159V220H158ZM20 223H22V222H20ZM34 223H35V221H34ZM56 223H55V224H56ZM74 223L76 224V222H74ZM94 223H95V222L93 221V224H94ZM12 224H13V225H12ZM16 224H17V225H16ZM55 224H53V225H55ZM75 224H69V225H70V227H72V226H74ZM95 224H96V223H95ZM105 224H106V222H105ZM148 224H149V223H148ZM206 224H207V225H206ZM206 224H204V225H205L204 228H206V230H207V232L209 233V236L211 237V239H213V238H212V237H213L212 234H214V237H215V236L217 237V236L220 235V236H221L220 239H222V236L224 235V229H223V227H219L218 224H215L214 222L209 221V220L206 222ZM10 225H11L12 227H11ZM14 225H15V227H14ZM26 225H24V226H26ZM32 225H34V224L32 223ZM38 225H40V224H38ZM38 225H37V227H38ZM41 225H42V224H41ZM47 225H48V223H47ZM50 225H51V224H50ZM77 225H75V226H77ZM151 225H152V228H153V230H154L155 232L158 231V230H157L158 227L154 226V223L150 224V226H151ZM158 225H159V224H158ZM204 225L202 224L201 226H204ZM5 226H6V227H5ZM44 226H45V225H44ZM48 226H49V225H48ZM48 226H47V228H48ZM51 226H52V225H51ZM62 226H63V225H62ZM75 226H74V227H75ZM83 226H84V225H83ZM89 226H91V225H89ZM132 226L135 227L136 225H135V224H134V225L132 224ZM137 226L139 227V225H137ZM141 226H142V225H141ZM141 226H140V227H141ZM146 226H147V228H151L150 226L148 227V225H145V227H146ZM201 226H200V228H201ZM9 227H11V228L14 227V228H13V229L10 228V230H9ZM20 227H21L20 229H17V228H16V231H18V230L21 231V230L23 229L22 226H20ZM27 227H26V229H28ZM32 227H33V226H32ZM32 227H31V229H32ZM52 227H53V226H52ZM70 227H69V229H68V230H69V233H71V232H72V231H71L72 228H74V227H72V228H70ZM138 227H137V228H138ZM145 227H141L140 229H139V228H138V229L141 230V229H143V228H145ZM185 227H186V226H185ZM197 227H198V226H196V228H195V226H194L193 228L197 229ZM227 227H228V226H227ZM1 228H0V230H1ZM34 228H36V227H34ZM39 228H40V230H41V227H39ZM50 228H51V227H50ZM50 228H49V230H48L49 232H50ZM55 228H56V227H55ZM61 228H64V230H65V227H64V226L61 227V225H60L59 228H57V229H58V232H57V230L55 229L56 232H57V234H59V233L62 234V233L59 231ZM67 228H68V226H67ZM76 228L78 229V227H76ZM76 228H75L74 230H75V231H78V230H76ZM80 228H81V229H80ZM132 228H133V227H131V230H132ZM137 228H133V229L139 231ZM147 228H145V229H147ZM31 229H30V230H31ZM45 229H46V228H45ZM83 229H84V228H83ZM100 229H101V234H102V232H103V233L105 232V231H103V230L105 229V228H104V225H103ZM191 229H192V228H191ZM198 229H199V228H198ZM201 229H202V228H201ZM8 230H9V231H8ZM30 230H29V231H30ZM34 230H35V229H34ZM34 230H33V231H34ZM36 230H37V229H36ZM38 230H39V229H38ZM51 230H52V229H51ZM61 230H63V229H61ZM66 230H67V229H66ZM66 230H65V232H66ZM189 230H190V229H189ZM215 230H216V231L218 230V231H217L218 233H219V231L221 230V231L223 232V235H221L220 233L217 234ZM23 231H24V229H23ZM27 231H28V230H27ZM27 231H26V232H27ZM84 231H85V230H84ZM146 231H147V230H146ZM204 231H205V230L203 229L202 232H204ZM213 231H214V232H213ZM36 232H37V231H36ZM41 232H42V230H41ZM41 232H39V233H40V234H39L40 236H36V239H37V237H38V238L41 237L42 240H45V237H46V236L44 235L45 237L43 238V237H42V233H43V232H42V233H41ZM49 232H48V233H49ZM54 232H55V231H54ZM54 232H52L53 235H54ZM79 232H80V231H79ZM81 232H82V231H81ZM81 232H80V233H81ZM197 232H198V235H197V236H200L201 234H203V233L200 232V235H199V231H197ZM197 232H196V233H197ZM207 232L205 231L204 233L207 234ZM15 233H17V232H15ZM21 233L23 234L22 231L20 232V234H21ZM32 233H35V231L32 232ZM44 233H45V232H44ZM46 233H47V232H46ZM63 233H64V232H63ZM69 233L67 232V234H68V238H67V240H68L69 238H70L69 240H71V237L73 238V236L69 235ZM73 233H74V232H72V234H73ZM145 233H146V232H145ZM215 233H216V235H215ZM8 234H7V235H8ZM17 234H18V233H17ZM20 234L18 235V237H17L16 235H15V236H16V237H15V236L12 234V235H11L12 238H10V235H9V238H7L6 236H5V238H2V236H0V239L2 238V240H4V241H6L7 239H9V240L11 241V242L6 241V242H3V243H2V245H4V243H7V242H8L7 244H5L4 249H2L3 246L0 247V249H1V251H0V262L2 261V262L4 263L3 259L6 260L5 258L8 257V256H7L8 253H10L11 255H13L11 252H8L7 254L5 253V254H6V257H4L5 254H4L3 256H1V255L3 254V252H7V251L9 250V248H10V249L13 248V249L16 251V249H15V247H14V246H16L15 242H16L17 240H19V238H22V236L24 235V234H23V235L21 236ZM28 234H29V233H28ZM28 234H26V235L28 236V237H27V236H26V237H27V238H30ZM78 234H79V233H78ZM78 234H76V236H75L76 238H77ZM113 234H114L116 237H118V238H123L122 233H117V231H116V232L113 231ZM194 234H195V231H194ZM234 234H235V232H234ZM36 235H37V234H36ZM47 235L49 236V234H47ZM55 235H56V234H55ZM64 235H66V234L64 233ZM64 235H63L62 237H61V235H60V239H61V238L64 239ZM73 235H74V234H73ZM79 235L82 236V233L79 234ZM173 235H174V234H173ZM236 235H237V234H236ZM19 236H21V237H19ZM50 236H51V235H50ZM84 236H85V235H84ZM108 236H109V235H108ZM150 236H152V235H150ZM175 236H176V235H175ZM197 236H196V237H197ZM205 236H206V235H205ZM205 236H204V235H203V236L201 235V237H205ZM220 236H219V237H220ZM225 236H226V235H224V238H226ZM234 236H235V235H234ZM32 237H33V236H32ZM34 237H35V235H34ZM34 237L32 238L33 240L28 239V241H27V242L32 241L31 243H33V244L35 245V246L32 245V246H33V250L31 249V251H29V250L26 251L27 249H29L28 244H26L28 247L26 248V250H25V252H24V253H27V252H28L29 254H28V253H27V254H28V255H31V256H30L31 258L29 257L31 262H30V261H29V262H30L31 264H48V263L50 264V263H51V262H50V259H51L50 257H52V259H51V261L53 260L52 263H53V264H55V263L57 264V262H55V260H57V259L55 258V256H56L55 254H56V252H58L59 249H60V247H57L58 244H59V240H60V239L58 240L57 238H59V237H57V235L55 236L56 240L58 241L57 245H56V240H55V238H54L55 242L53 243V244L56 245V248H57V249L59 248V249H58L56 252H54L53 249L56 250V248H53V244L51 243V244H52V248L50 247L51 250H49V249H48V250H49V251H53V253L50 252L49 254H48L47 252L45 253V248H46V246L44 245V246H45V247H44V246L40 245L39 242L41 241V238H40L38 241H35V243H34V242H33V241H34ZM51 237H53V236H51ZM105 237H106V236H105ZM192 237H193V234H192ZM201 237H200V238H201ZM216 237H215V240H216L217 238L219 239V237H217V238H216ZM24 238H25V237H23V239H24ZM48 238H49V237H48ZM65 238H66V236H65ZM83 238H84V237H83ZM193 238H194V237H193ZM198 238H199V237H198ZM198 238H197V239L194 238V240H198ZM234 238H236V237H234ZM25 239H26V238H25ZM46 239H47V238H46ZM63 239H62V240H63ZM73 239H75V238H73ZM97 239H98V238H97ZM189 239H190V238H189ZM189 239H188V240H189ZM203 239L205 240V238H203ZM209 239H210V238H209ZM211 239L208 241V238H207V241L210 243ZM220 239H219V240H220ZM227 239H228V241H229V238H227ZM20 240H21V239H20ZM48 240H49V242H50V238L47 239V240H45V242L48 243L47 248L49 247V242H47ZM67 240H66V241H67ZM200 240H201V239H200ZM200 240H199V241H200ZM215 240H214V241H215ZM222 240H223V239H222ZM222 240H221V243L224 242V241L222 242ZM51 241H52V240H51ZM66 241L63 240L64 243H65ZM71 241H72V240H71ZM192 241H193V239H192ZM201 241H202V240H201ZM205 241H206V240H205ZM207 241H206V242H207ZM212 241H213V240H212ZM212 241H211V242H212ZM214 241H213V242H214ZM216 241H217V240H216ZM236 241H237V239H236ZM236 241H235V242H236ZM0 242H2V241H0ZM24 242H25V241H24ZM27 242H26V243H27ZM63 242H62V243H63ZM67 242H69V241H67ZM74 242L76 243L77 241H76V240L72 241V243H74ZM124 242H125V241H124ZM155 242H156V241H155ZM159 242H160V241H159ZM189 242H190V241H189ZM194 242H195V241H194ZM194 242H192L193 245H195V243L197 244L198 241L195 242V243H194ZM202 242H203V241H202ZM202 242L200 243V245L202 244ZM208 242H207V244H208ZM41 243H42V244H45L44 242H41ZM60 243H61V242H60ZM62 243H61V244H62ZM64 243H63V244H64ZM72 243H71V244L68 243V245H71L72 248H73V246L75 247V245H77V244H75V243H74V245H72ZM176 243H177V242H176ZM179 243H180V242H179ZM186 243H187V242H186ZM192 243H191V245H192ZM198 243H199V242H198ZM203 243H205V242H203ZM218 243H219V242H217V244H218ZM224 243H225V242H224ZM224 243H223V244H224ZM0 244H1V243H0ZM79 244H80V243H79ZM219 244H220V243H219ZM228 244H229V243H228ZM231 244H232V243H231ZM246 244H247V243H246ZM17 245H18V246H17L16 248H18L20 244H17ZM21 245H24L23 242H22ZM21 245H20V246H21ZM46 245H47V244H46ZM154 245H155V244H154ZM161 245H162V244H161ZM200 245H199V246H200ZM208 245H210V244H208ZM229 245H230V244H229ZM0 246H1V245H0ZM65 246H66V245H65ZM78 246H79V245H78ZM81 246H82V243H81ZM84 246H85V245H84ZM155 246H156V245H155ZM196 246H197V245H196ZM204 246L206 247V245H204ZM210 246H211V245H210ZM225 246H226V245H225ZM233 246H234V245H232L231 247H233ZM244 246H245V245H244ZM247 246H248V244H247ZM247 246H246V249H248ZM22 247H23V246H22ZM54 247H55V246H54ZM71 247H70V248H71ZM113 247H114V246H113ZM116 247H117V246H116ZM152 247H153V246H152ZM213 247H214V246H213ZM19 248H21V247H19ZM31 248H32V247H31ZM43 248H44V251H43ZM77 248H78V249H77ZM77 248H75V249L77 250V252L80 251L79 253H80V256H81V253H83V252H81V251H83V250H81L80 247H77ZM85 248H87V247L85 246ZM195 248H196V247H195ZM203 248H204V247H203ZM210 248L212 249V246H211ZM210 248H209V250H210ZM218 248H219V247H218ZM223 248L225 249V247H223ZM228 248H229V247L227 246V249H228ZM242 248H243V247H242ZM244 248H245V247H244ZM5 249H7V251H4ZM13 249H12V250H13ZM34 249H35V250H34ZM75 249H74L73 251H75ZM79 249H80V250H79ZM114 249H115V248H114ZM114 249H113V250H114ZM161 249H162V248H161ZM161 249H160V250H161ZM205 249H206V248H205ZM205 249H203V251H205ZM214 249H215V248H213L212 250L214 251ZM216 249H217V248H216ZM229 249H231V248H229ZM12 250H10V251H12ZM17 250H18V249H17ZM20 250H21V249H20ZM20 250H18V251L20 252ZM46 250H47V249H46ZM70 250H71V249H70ZM84 250H85V249H84ZM90 250H91V248H90V246H89L88 249H87L86 251H90ZM116 250H117V249H116ZM154 250H155V249H154ZM242 250H243V249H242ZM210 251H211V250H210ZM224 251H225V250H223L222 252H224ZM243 251H244V250H243ZM250 251H251V250H250ZM250 251H249V253H250ZM12 252H14V251H12ZM64 252H65V250H64ZM100 252H101V251H100ZM115 252H116V251H115ZM115 252H114V253H115ZM206 252H208V251H206ZM217 252H218V251H217ZM235 252H236V251H235ZM238 252H239V251H238ZM253 252H254V250H252L251 253H253ZM17 253H18V252H17ZM17 253L15 252L14 254L17 255ZM21 253H23V252H20V254H21ZM79 253H78V254H79ZM209 253H210V252H209ZM214 253H215V252H214ZM219 253H220V252H219ZM232 253H233V251H232ZM10 254H9V257H8V258H10V256H11ZM20 254H19V255H20ZM52 254L54 255V258H53V255H52ZM71 254H72V253H71ZM74 254L77 256V253H76V252H75ZM74 254H73V255H74ZM112 254H113V253H112ZM123 254H124V253H123ZM161 254H162V252H161ZM165 254H167V253H165ZM165 254H163V255H165ZM211 254H212V253H211ZM216 254H217V253H216ZM220 254H221V253H220ZM220 254H219V257L221 256ZM235 254H236V253H235ZM22 255H23V254H22ZM28 255H25V256L27 257ZM41 255H42V256H41ZM44 255H45V257H44ZM48 255H49V256H48ZM121 255H122V254H121ZM167 255H168V254H167ZM208 255H209V254H208ZM226 255H227V254H226ZM255 255H256V254H254L253 256H255ZM39 256H40V257H39ZM78 256H79V255H78ZM80 256H79V257H80ZM112 256H113V255H112ZM115 256H116V255H115ZM157 256H158V254H157ZM159 256H161L160 253H159ZM173 256H174V255H173ZM204 256H206V255H204ZM217 256H218V255H217ZM227 256H230V255H227ZM236 256H237V255H236ZM248 256H249V255H248ZM248 256H247V257H248ZM2 257H4V258L1 259ZM14 257H17V256L14 255ZM14 257H13V258H14ZM38 257H39V258H38ZM41 257H42L43 259H42ZM46 257H48V258H46ZM79 257H78V258H79ZM109 257H110V256H109ZM121 257H122V256H121ZM153 257H154V256H153ZM174 257H175V256H174ZM206 257H207V256H206ZM206 257H205V258H206ZM222 257H223V256H222ZM21 258H23V257H20L19 260H21ZM40 258H41V259H40ZM44 258H46L47 260L44 259ZM104 258H105V257H104ZM111 258H112V257H111ZM118 258H119V257H118ZM125 258H126V257H125ZM156 258H157V257H156ZM171 258H172V257H171ZM229 258H231V257H229ZM234 258L236 259V257H234ZM249 258H250V257H249ZM26 259H27V258H26ZM48 259H49V262H48ZM76 259H77V258H76ZM113 259H114V258H113ZM121 259H122V258H121ZM123 259H124V258H123ZM128 259H129V258H128ZM174 259H175V258H174ZM207 259H208V258H207ZM7 260H8V259H7ZM7 260H6V261H7ZM9 260H10V259H9ZM14 260H16V258H15ZM45 260H46V261H45ZM83 260H84V258H83ZM83 260H82V261H83ZM109 260H110V258H109ZM124 260H126V259H124ZM124 260H123V262H124ZM129 260H130V259H129ZM156 260H157V259H156ZM208 260H209V259H208ZM216 260L218 261V259H216ZM219 260H220V258H219ZM227 260H228V259H227ZM239 260H240V259H239ZM121 261H122V260H121ZM126 261H128V260H126ZM217 261H216V262H217ZM225 261H226V260H225ZM228 261H231V259H229ZM228 261H226V262L230 264V262H228ZM251 261H252V260H251ZM2 262H1V264H3ZM27 262H28V261H27ZM46 262H48V263H46ZM108 262H109V261H107V263H108ZM123 262H122V263H123ZM205 262H206V261H205ZM220 262H221V260H220ZM234 262H236V261H234ZM234 262H233V264H234ZM18 263H19V262H18V260H17V264H18ZM30 263H29V264H30ZM97 263H98V262H97V259H91L87 264H97ZM128 263H129V262H128ZM144 263H145V261H144ZM156 263H157V262H156ZM214 263H215V261H214ZM222 263H223V262H222ZM224 263H225V262H224ZM240 263H241V262H240ZM242 263H244V262H242ZM242 263H241V264H242ZM82 264H83V263H82ZM118 264H121V263H118ZM231 264H232V263H231ZM237 264H238V260H237ZM244 264H245V263H244Z\"/></svg>",
    "mask_w": 264,
    "mask_h": 264
}]
</instances>
